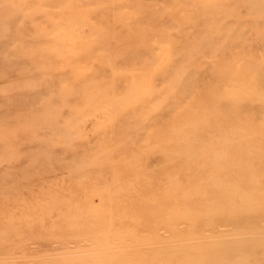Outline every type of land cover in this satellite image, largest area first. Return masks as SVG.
<instances>
[{"label":"bare ground","instance_id":"6f19581e","mask_svg":"<svg viewBox=\"0 0 264 264\" xmlns=\"http://www.w3.org/2000/svg\"><path fill=\"white\" fill-rule=\"evenodd\" d=\"M50 1H51V5L52 6L54 5L53 8L50 6L52 10L48 8ZM50 1L49 0H0V264H264V0H221L222 1V11L220 12L222 13H220V16L222 17V19L221 20L216 19L219 22H217L215 19H214L215 21H213L212 19L206 20V24H207V21L208 22L213 21L212 23L217 22L218 24L222 25V34L219 32V34L221 35L220 38H218L219 37L218 31H221V29L219 26L216 25V23L212 25L210 24L211 22L209 23V25L211 26L214 25V28L212 27L211 29H209L210 27L208 24L206 25L207 28L209 27L207 31L208 30L212 31L213 29V31H215L216 33L215 34L212 31L213 35L212 34L210 35L215 36L218 34L217 36H215L217 37L216 39H214L215 42L216 40L222 39V44H221L222 47L219 45L220 49H222V53H219L220 56L219 54H218V57L216 56L217 58L219 57L222 58V60L216 59L215 53L213 56L215 58H212V56L209 55L211 58L210 61L214 63V66L216 68L219 67L220 65V68H222L221 69L222 72L220 71L219 73L216 70L218 73L217 74H215L216 72L213 73L214 74L213 76H211L212 75L211 74L210 76H208L209 78L208 77L204 78L206 74L205 76H203L205 73L204 69L207 66H209L207 65L208 62H210L208 61L209 57L208 59L206 58L207 60L206 61L207 63L205 64L206 67L204 66V63H205L204 61H203V64H201V66L199 65L202 61H200V63L198 62L197 64H195L196 66L193 65L195 59L197 58L200 59L199 56L201 53H200L199 48H201L202 46L199 47V45L205 41L200 42V40L196 38L198 41L196 42L195 41L196 39L192 35H190V39L191 38L193 40L195 39L194 44H198L200 42V44L198 45L199 48L197 47L198 48L197 50L200 53L199 54L197 53V50H195L196 49L195 47L197 45L195 47L190 46L192 49L189 48L190 50H193V47H194L195 52H192L187 48L189 44L187 41H189V39L188 40L186 39V38H189L188 36L189 33L191 32H192L191 34L197 33L200 27H201L200 29H204L206 27L205 26L203 28L205 23L203 20H201V18H203L201 16H203L206 9L208 11L209 7L213 8L214 5H212L211 7V5H208L206 3L208 5V8H206L207 5L205 4H203L205 8H202L203 7L202 3H204V0L203 2L198 0V3L197 2L194 3L193 0H187V1H190V3L185 0L181 3L179 0H176V1L174 0L175 3H173V0H172V4H176V2L179 1L180 3L178 5L179 7L176 9L175 8L176 6L175 7L174 5L167 6L168 5L167 4L164 7H169V8L171 7L173 11L171 12V9H169V10H166L168 12L167 13L164 10L165 12L164 14L163 12H161L163 11L161 10L163 8L157 7L159 11L162 13V16L160 15V17L162 18V21L165 20L163 21V23L164 22L167 23V19L170 18L169 14L170 15L171 13L173 14L174 11L179 12V10L181 9L187 11L189 8L188 7H187L188 9L183 8V3L184 5L187 4L189 6L190 4L192 5L191 1H193L194 4L192 5L193 6L192 11H194V7H196L197 4H199L198 6L202 5L201 7L202 10L205 9L203 10L202 12L203 14H202L200 12L201 9L198 8L197 6L198 9L196 10H199L201 15L199 16L198 12H196L197 15L196 13L194 14L197 17L199 16L198 18L196 17V19H199L201 17L199 19L200 21L198 20V22L200 23V25L198 24L199 26L194 24L195 18H190L192 17L190 15L187 22H192V20L190 19H193L194 21L191 23V26L189 24L190 27L188 26V24L184 25V27L180 26V24L178 25L180 27H175L177 26L179 22L176 21L178 22L176 24L175 21H171L173 20L172 18L173 16L171 15V18L168 21L169 23L172 22L173 25L175 24V26H172L171 28L169 27L170 29L169 28L166 29L167 25L166 26L163 25L161 23L162 22L161 19H159L160 21L158 20L159 14H160V13H157L158 10L156 12L158 16H156L157 14L156 15L153 14L155 11L153 13L149 12L152 14L151 17L148 12L147 14H145L147 16L143 15V13H141L142 11L140 10L151 11L154 8L150 9L149 8L150 4L149 5L147 4L145 7L142 2L141 4L143 5L139 6L140 10H137V8L135 10L134 8L136 6L134 8L133 7L129 8L125 5L124 7L123 6L124 4L119 3L121 1H118L116 3L117 5L116 6L114 4L115 0L114 2L113 0L110 1L111 3H109V0L108 1L97 0L99 2L101 1V3L107 2L106 4L108 6L112 5V8L110 6L109 8H107V5L104 4L106 5V9H107L105 10L104 9L105 6L100 5L101 3L98 4V6L97 5L95 6V4H92V3L97 2L96 0L95 2H90L89 0L85 2L86 0L85 1L81 0L82 2H85L84 4L81 1L78 2L79 0L77 1L70 0L71 2H69V5H68L67 0H65L66 5L64 2L62 3L59 2L60 0L59 1L54 0V2L56 1L55 3L52 0ZM73 1L75 2V4L72 3ZM145 1H148V0H145ZM153 1H156V0H153ZM160 1H163V0H160ZM76 2L78 6H81V7H76L77 5ZM59 3H61L62 5L68 6L73 10L75 9L74 7H76V9L82 8L81 9L83 11L82 13L85 12L84 10L86 8H87L86 10L91 9L92 7H96L97 9L100 6H101L100 8L101 10L99 9V11L105 10V12H111L112 10H115V11H112L113 14L111 13L113 16H115L114 13L117 11H120L119 8L122 9V7H124L122 11L124 9L127 11L129 8L128 10L129 13H131L130 11H132L131 10L132 8L134 9V13L136 11L140 12L143 15L141 16V18L143 19L145 18L146 20L142 19V21H145V22L141 21L140 23L139 21L141 19L139 18V20H136L139 22L138 23V22H135L134 20L135 18L138 19V17L135 16L132 19L135 22L133 24L137 25L138 23L139 26L134 25L136 26L134 27L133 24L131 23L132 25L131 27L133 29L134 28H139V29H137V31L133 30L132 32L130 30L132 28L129 26L130 29L128 28L129 29L128 32L129 33L132 32L130 34L131 36L129 35L127 31H123V30H127V28L125 27H124L125 29L118 30L120 27L117 25L119 24L118 23L116 24V21L115 19H113V16L111 18L110 17L111 15L103 11L104 15L107 14L109 16V17L107 15L105 16V17H108L109 22H107L106 21L107 19L103 18L104 17L103 14L102 15L99 14L100 17L97 15L100 12H97L98 9L96 10L95 8L93 9L94 11L92 12L93 13L97 12L95 16L99 17V18L97 17V19H102L100 21L98 20L100 23L96 20V18L94 19V16H92V21L94 22H92L91 20H89L90 22L86 21L87 19V15H86L84 16L86 19L82 17V19L84 18L86 22H82V26H81L80 23L82 19L81 20L80 18L75 19V17L77 18V16H75L73 12H72L74 16L73 19L71 18L72 16L70 18L69 17L67 18L69 19L68 21L67 19L63 20V18L65 17L62 18L63 20L62 24H68L70 26L71 23H72L71 25H73L74 22H78V24L75 23L74 25H76L77 28L79 27L78 28L79 30L81 29V27H83V24H85L84 26L88 24L89 28H86V31L87 29H90L89 32L93 31L91 33L98 35L96 36V38L97 37L99 38L100 36L101 37L104 36L108 39L110 38L109 41L111 40V42L114 40L115 42L113 41V44L116 43L114 45L118 47V49L121 50V52L118 50V53H117L120 58H121V55H123V52H126V50L129 52H132L135 49H137V48L135 49L133 48V50L131 51L127 43L129 42V40H133V41L136 40L135 41L136 43L134 45H133V42L132 44L130 42V44L132 45V46L130 45L131 47L136 46L137 43H139V45L141 44L140 46L139 45L137 46L142 47L143 45H145V44L142 45V43L148 42L150 39L149 37L152 38V35L150 33H153L154 31H151V30L155 29V32L157 33H154V34H158L159 32L164 31L163 33H160L162 34V36L163 34L169 33L167 35L169 40H170V37L172 36L175 38L176 36H178L179 38L181 37L180 34H182L183 38L181 37V39H179L181 42L183 41L182 39H184L186 35L184 32L188 33L190 31L186 35L188 37L185 38L187 40L185 42L188 43L187 46L185 43V46L182 47L181 44L180 45L178 44L180 42L178 38L176 39L178 40V42L176 40L173 41L174 40L173 37L171 38L174 44L171 43V40L169 44L171 43V45L175 47L177 45L176 48L171 47V53H173L176 50L175 52L177 53L178 57L182 56L183 51L187 53V50L188 52H192V54L196 53L194 57H192L193 55H190L188 53L191 56V59H190L191 61L188 60V58H186V60H188V65H191L190 63L192 62V59L194 58L192 62V66H194L193 68L195 69L199 67V69L201 70L203 69L202 68V65H203L204 69L202 71L204 73L202 72L203 73L202 74L201 71H199L200 73L198 71L196 72L199 75L202 74L201 78H203V80L208 79V83L204 84L203 86L201 83L197 82L200 80H198L197 77L194 78L195 77L194 74H192L194 77L192 75L188 77L186 76L187 74H184L186 77H182L184 70L186 71V69H188L186 67L187 62L184 61L185 64L184 62H182L184 64L182 65V67L184 66V70H183L180 64H177L178 63L177 60L179 58L175 60V58H177V56L174 57L176 55L175 52L172 56L170 55L171 58L174 57V62L169 63V65L166 64L168 69L166 68V66L163 68L164 66L163 62H165L163 61V58H162V61L160 60L162 62L161 63L162 67L161 65L160 66L158 65L159 67H161V69L158 66L157 67L159 68L160 73H162L160 74L161 77L159 76L160 78H156L154 75H152V73H154L155 71L154 70L153 72H151L150 76L152 75V78L155 77L154 78L155 80L149 77L150 78L149 82H151V79H152L151 85L153 84L155 86L158 81L160 82L161 79L168 80V77L171 79L172 76L170 77L169 74L173 75V72H174V75H175L177 66H175V68L173 67L174 65L177 64L179 69L181 68L183 71L180 72L181 69L178 70V72L182 73L180 76L177 75L180 73L176 72V75L178 76V79L176 78L177 79L176 81L180 80V77L182 79L183 78L191 79L193 77V79H197V81L196 80L195 81L198 84H201L204 87V89L205 90L207 89V90L205 91L203 87H202L203 90L200 89L199 87H201V85L200 86L196 85L195 82H192L193 80L192 81L189 80L191 81L190 84L196 85L198 87L196 86H195L196 88L192 87L193 85H188L189 84L188 81H187L188 83L187 82L185 83V81L181 80L182 83H185V85L187 84L189 86L187 87V85L186 86L182 85V83L178 81L181 84V86L185 88L184 89L185 91H183V88L181 87L179 89L180 84H178V82L175 83L176 82L175 81L174 83H171L170 81L172 79L167 81V83H164L165 85L163 84L162 81L164 82L166 81L161 80V83H162L161 85L163 86H161L160 84L158 85H160L161 87L155 86L157 87V90L160 96L157 92H153L154 89H152L153 87L152 85L151 89L153 93H151V91L149 90L150 89L149 87H148L149 89L145 88L146 90L145 89L144 90L145 91L148 90V93L149 92L150 93L147 95L146 94L144 95V93L143 94L141 93L143 96L139 94L142 96V98L140 96V99H143V100H140L138 98L139 101L141 102H138V100L131 101V99L128 98V97L131 98V96L125 94L126 92H124V91L128 92L130 90L129 87L123 86L124 93L121 92L122 90L117 89V92L119 93L120 96L117 95L118 94L117 92L114 94V91H116L114 87H112L114 88L112 90H110L111 88L109 89V92L111 91V93H109L107 89H105V88L111 87V82L106 81L109 78L103 81L102 80L103 77L99 75L100 77H102L101 80L99 81L98 79L100 77L97 75L96 68L98 70H103V72L105 71L104 72L105 74L103 75L105 76V78L107 77L109 73H111L109 74L111 76L109 80L114 79L113 82L114 81L116 82L115 78L112 76H114L115 74H116L115 76H118L117 75L118 73H115L114 75H112L111 70H112L113 63L117 62L115 63L116 66L125 67L126 65L124 64V62L127 59L126 57H130V55L134 52L128 53V54L126 52L125 55L122 56V58L124 59L123 61L120 58H117L118 56L115 54L117 57H115V55L114 57H115V60L117 61L114 60L112 65L110 64L111 66L107 65V62L105 61L107 58L106 59L104 58L105 60H103V54L102 55L100 54V57H101L100 59L99 56L98 57L94 56L96 55V52H95V54L93 55L95 57L94 59L95 61L94 60L91 61L93 65L89 62L90 61L89 59H88L89 61L86 60L89 62V63L86 62L88 65L87 64L85 65V61L83 59L82 60L84 63L81 61L82 62L81 64L79 61L80 63L79 65L78 62L75 63L76 56L79 55L78 52H76L77 55H75L71 59V56L75 52L71 54L68 53L69 55L68 56L66 55L67 53L65 54L63 51L58 49L59 51L58 50L57 51L59 52L58 54L60 57H63V58L65 56L70 57L71 63L70 61H67V62H69L68 64L75 66L73 67L70 65L72 69L76 68V65L78 68L80 66H85V67L90 66V69H91V66H92V69L93 68L95 69V70H92V72L96 73L94 75L95 78L97 76L99 77V78L97 77V81L96 79L93 78V76L91 75L89 76V73L91 71L89 70L87 74L89 77H92V80L94 79L95 82L94 80L92 81L94 83L88 82L87 80L89 79V77L87 76V74H85L84 75V77L86 76L85 83L88 82V85H89V83L95 84L96 82L98 83L101 82L100 85L102 86L104 82H107L106 83L107 85L104 84V86H106L105 88L104 86L101 87V86H98L97 84L93 85V87L91 85L90 86L93 89L95 88V90L97 88V90H99L100 93H104L106 96L108 93L110 95L108 97H110L111 102L113 99L115 101V99L119 97L120 99L119 101L118 99H116L117 103L118 102L123 103L122 105H125V106L128 104L126 107L128 109L126 111H125L126 108L124 109V112H123V109H121L122 112L118 111V114H117L118 117L117 115L113 114L114 117L118 118V119L115 118V120H114V117L113 119H110L109 117L111 116V113L113 112L116 114L117 113L116 111L120 110V108H118L115 111L114 110L115 105H114L112 108L113 109L112 111L111 108L110 109L107 108L109 106L107 107L105 106L106 108L102 107L103 109H105V111L107 110L112 111V112L109 111L111 113H109V116H108L106 115L108 114V112L103 113L104 111H102L101 107H99L100 110L102 111L101 114H105L104 119H106V117L108 116V118L111 120V121L109 120L110 123L108 121H107L108 123H106L103 120V123L104 122L106 123L107 125L106 127L108 129H106L105 125L102 126V124H96V122L99 121L97 119H96L97 121L93 120V121H96L95 123H92V124L90 123L91 126L90 128H88V131L86 130L87 128L84 130L80 129L82 128L83 125L81 127H79L80 126L79 125L78 126L79 128L76 127L78 124L76 125L74 121L72 125L74 124L76 125L75 129L74 127H72V125L66 126V119L70 117L69 115H72L73 117V115H75L76 113L77 114L79 113V112H76L77 109L79 111V102L81 104V102L83 101L81 99H83L86 95H83L84 97L82 96L83 91L80 90V87H79L80 85H78L79 81H80L79 82L80 84H81V81H83V77L81 80L80 79L81 76L79 74L78 76L79 78H76V80H79V79L80 80L77 82L74 80L75 78L73 79V77L70 76L72 74L67 73L69 70H71V68L69 65L63 64L64 62L66 63V61H63L66 59V57L65 59H61L58 56V54L56 55L57 56L56 59L60 58L61 63L59 62L60 59L58 60L52 59L53 58L52 56H54L57 53V51H51V47H53V44L50 40L46 39V37L48 36H46L47 26H45V23L46 22L48 23L55 18H56L55 20L59 21L60 17L59 19L57 17L59 13L57 14L56 12H60L61 10L64 9L66 10V13H68L67 11L71 10L68 7L62 8L64 6L60 5ZM71 3L73 7L71 6ZM85 4H89L91 8L88 5H87L88 7H86ZM135 4L137 5L138 3L136 2L134 3V5ZM82 5L84 7H82ZM180 5L182 6V8L180 7ZM45 6L50 11H55V14H53L54 12L52 13L54 17L52 15L49 16L51 17L52 20H48L47 18H45V16H48L47 14L44 13L46 12V9L44 11ZM59 6H62L61 7L62 9L59 8ZM147 6H149L148 7L149 10ZM55 7H58V9L60 10H57ZM116 8L118 9L116 10ZM81 10H79L78 12L80 13ZM209 10L210 12H208V15L211 14L212 9H209ZM48 11L46 13H48ZM128 11L126 13H128ZM213 11H216V10L214 9ZM64 12L61 11L62 15L60 13V16H66ZM138 12H137V15L139 14ZM176 12H175V15L177 14ZM215 13L216 12H214V14ZM31 14H34L32 15L34 17H32ZM214 14L213 15L211 14V15L214 16ZM163 15L166 16V18H163L164 17ZM212 16L210 18H212ZM147 17H149V19L151 20L150 21L151 24L149 23V21H147L149 20L147 19ZM153 17H156V18L158 17V18L157 20H154ZM109 18H111L112 21L114 20L113 24L115 23L116 24L115 26L112 24ZM103 19H106V20H104L103 22ZM121 19H123V15ZM177 19L178 18H176L175 20ZM221 21L222 23H220ZM52 22L57 23V21L56 22L52 21ZM96 22H97L98 27H101V26L103 27L107 24L105 27H103V29H106V31L108 30L107 32L108 34L105 33L107 34L108 37L105 35H101L102 34L101 31L103 30L102 28H101L102 29L101 31L99 30L95 31V29H93L94 27H92L91 25H93L92 23H95L94 25H96ZM159 22L162 24V27L165 26V29L166 30L169 29L170 32L162 28L161 25H159ZM201 22H203L202 25H201ZM103 23L105 25H102ZM108 23H110L112 27L114 28L117 26L116 28L118 32H121V34H119L121 36H124L125 35L124 33L127 32L126 36L129 35L127 37L129 39L127 40L122 37V39L125 40V41L123 40L122 42L121 41L122 39L120 40L119 38L121 36H119L117 37V40H116V37H114V35L118 36V33H116L117 30L115 28L116 32H113L115 31L114 28L110 27V24ZM142 23H144L143 24L144 26H142L143 29L146 28V31H148V32L145 31V35H144V30L140 29L141 27L140 25H142ZM152 24H155V25H152ZM55 25L54 26L51 25V26L54 28ZM147 25H151L152 29H149L150 27ZM158 25L161 28L159 27L158 29ZM194 25L195 27L193 28L192 26ZM66 26L67 25H65L64 26L65 28H63L64 30H66L64 31L65 37L73 29L72 28L73 26H70L71 27L70 29L69 27L66 28ZM152 26L154 27V29ZM106 27L107 28L109 27L110 29L109 28L107 29ZM173 27L174 29L176 28L174 32H177V29L179 30L181 29V27L183 28L182 30L178 31L179 33L176 34L174 32H171L173 31ZM186 27H188V29ZM77 28H75L74 26L73 30H77ZM195 28H198V30L197 29L195 30ZM216 28L219 30H217ZM67 29L69 30V32ZM157 29L158 30L162 29V31L158 32ZM193 29L195 30V32H193L194 31ZM110 30L112 31L111 34H109ZM140 30H142L143 32L142 34L144 36V38L143 37L142 38L145 40V42L143 40V42L141 43L139 42L140 39L142 40L141 37L139 39V35L141 36ZM86 31L84 32L82 28L83 33L81 32V30L79 32V33H82L81 35L78 32L76 33H78L77 35H80V36L84 35L88 37V34H87L88 31L87 32ZM202 31L204 30H201L200 32ZM60 32L59 34L63 35L62 30ZM73 32L75 33V31ZM136 32L138 33V35ZM200 32L197 33V35L195 34L193 35L198 37V34H202ZM170 33L172 34L170 35ZM203 33L205 34V32ZM133 34L138 37V40L136 39L137 37L135 38ZM147 34L150 36H146ZM204 34H202L204 37L200 35V37L198 38L202 37L203 39L207 36L208 33L206 35ZM69 36H72V35L69 34L67 37ZM111 36L113 37V39ZM130 37L132 38L130 39ZM158 37H161V36L159 35ZM90 39L93 40L95 39V37L90 38ZM90 39H88V41L85 39V41H87L89 44L87 42L84 44V40L82 41L81 44H83L84 46L86 44L91 46L93 42L94 43L101 42L100 41L101 39L100 40L97 39L95 41L93 40V42ZM162 39L165 40V37L161 38L160 40ZM207 39H206V42L209 41ZM193 40H190L189 42L191 41L194 42ZM210 40L212 41V39ZM103 41L101 42V46H102ZM106 41L108 42L107 39ZM116 41L117 42L119 41L118 44ZM49 42H51V44ZM63 42L65 43V46L66 45L68 46L67 43L69 42L66 43L65 40H63ZM74 42L69 43L70 44V46H68L69 49L71 47V44ZM212 42L210 43L212 44L211 49H214L213 48L215 47L213 45L214 42L213 43ZM220 42L221 41L219 40L215 44H218V43L220 44ZM119 43H120V48H119ZM123 43L125 45L127 44L128 47L122 48V46L124 45ZM81 44L80 46H78L79 44L78 45L74 44L72 45V47L74 46L73 49H75V47H78V48L80 47V49H83ZM113 44L109 43V46L113 48L114 53H116L115 51H117V49L113 47L114 46ZM146 44L147 45H145L144 48H148L147 46L148 44H150V42ZM194 44H191V45H194ZM207 44L210 45L209 42L206 43L204 47L206 50H208V48H206V46H208ZM201 45H203V43ZM45 46L49 47L47 50L51 51L49 52L51 55L48 53V59L50 57L52 60L50 59L48 60L46 58L47 57L46 53L48 51L46 50ZM54 46L56 48V45ZM61 46H62V43H61ZM178 46L180 48L182 47L181 51H177ZM149 47H152V45L151 46L149 45ZM157 47H158L157 45L155 48L152 47L153 50H150V52L152 51L155 52ZM184 47H186L187 50H185ZM89 48L90 47L87 46L88 50ZM66 49L64 50L66 51ZM139 49L140 48H138L137 51L135 50V52L141 51L142 53L143 48L140 50ZM169 49L170 47L168 48V50ZM110 51H112V49ZM210 51L208 50V54H211ZM213 51L215 52V50H212V52ZM53 52L55 53L54 55H52ZM119 52L122 54L120 55ZM148 52H149L148 49H147V52H145L144 50V55L146 54V56L148 55L149 57L142 56L143 55L142 54L138 58L139 61H140V57H143L144 58L143 62L145 63L147 61L146 60L147 58L153 59L156 57V56L154 57V54L155 55L158 54V56L160 54L159 47L157 48V53L152 52V54H150L152 55V57L148 54ZM178 52L179 53L182 52V54L179 55ZM141 53H139V55ZM168 53H170V51L167 52V54ZM203 53L204 54L206 53V55L204 56H207V52H203ZM104 54H105L104 56L109 54L110 56H107L108 58L113 55V53L112 54L104 53ZM197 54L199 55L198 57H197ZM135 55L137 56V54ZM131 56H133V58L131 59V62H129L130 59L129 61L127 59L126 63L132 65V67L129 65L132 69H134L133 67H135V69L136 67L139 69V67L143 65H144L143 68L145 66L147 67L148 65H145V64L147 63L150 64V62L152 61V59L151 60L148 59L149 62H146L145 64L141 62L139 64V61L136 58V56L134 55H131ZM170 56H168L167 58L168 62L172 60V59L169 60ZM185 56H187V54H185ZM204 56L201 55V57H204ZM98 58L100 60L105 61L106 63H103V61L101 62L100 60H98ZM134 58L135 60H133ZM182 58H184V56H182ZM46 59L49 62L53 61L50 63L53 64L52 66H55V67L57 66L56 67L57 69L55 70L61 69L63 65L68 66L70 68V69L68 68L69 70L66 67H64L67 69V71L64 69L66 74L61 73V71L63 70H60L59 72L61 73L60 75L62 77L64 74L65 76L71 77L72 78V79L70 78L71 81H69L70 79L68 77L69 82L72 83V80L77 82V84L74 81H73L74 83H72V85H74L75 88L74 86L72 87V85L69 82H67L68 88L65 87L64 89V86L66 85L65 84L66 82L64 80H67V79L63 77L62 80L64 81V83L63 81L61 83L60 82L61 79H59L60 80L59 81L58 78H56L57 76H55V74L58 71H55V70L52 71L55 67L53 69L50 68L52 66L47 65L48 62L46 61ZM73 59L74 61H72ZM77 59L79 60L81 58H77ZM96 60H98L97 62L101 64L102 69H99V67L101 66H98V63L96 62ZM213 60H215L216 64ZM154 61L157 62V59ZM197 61L198 59L196 60V62ZM72 62L75 64H73ZM94 62L96 63L95 64L96 66L94 65ZM109 62H111V58L109 59ZM102 63L105 65V67H103L104 65ZM133 63L136 64V66H134ZM152 63L154 62H151V64ZM212 63H209V64H212ZM59 64L62 65V67L58 68L60 66ZM128 64H127V67L129 68ZM170 64H173L171 65V68L173 69H170L169 67ZM137 65H140V66L138 67ZM212 66L210 67L211 70H212ZM47 67H49L48 68L49 70H47ZM106 67L107 68L110 67L108 69L110 71H108ZM191 67L189 66L188 70L195 72V70L192 69ZM140 69H142V67H140ZM169 69L170 71L172 70L173 72L171 71V73L169 72L168 74L167 71H169ZM208 69L206 70L207 72H208ZM210 69H209V72L211 71ZM127 70L129 71L130 68ZM127 70H125L126 73H127ZM214 70L215 69H213V71ZM50 71L52 73L55 72V74L49 75ZM194 72H191V73H194ZM47 73L50 78L51 76L52 78L53 76H55L54 77V80H56L55 82H58L57 83L58 85L59 83H61L60 88L58 85L56 86V84H54L55 82L53 83L54 80H52L51 82V80L48 77H46ZM186 73H189V72L187 71ZM240 73L242 74L244 73L245 75L243 76L244 79L250 80L251 84L248 88L242 87L243 85H241L240 83ZM122 74H124V76H127L125 75V73H121L120 75ZM127 74L131 75L130 76L131 79L135 78L134 80L138 81L139 79V78L137 79L138 76L132 77V74H129V72ZM154 74H156V72ZM60 75H58L59 78H61ZM74 75H77V74L73 73V76ZM166 75H169V76L166 77ZM176 75L175 77H177ZM127 77L129 78V76ZM198 77L200 79V76ZM47 78L50 80V83H53V85H51L50 83H49L50 85L48 84L49 81L47 82L48 80ZM124 78L126 79V77ZM116 79H118V77ZM125 79L122 78V81L124 80L125 82ZM131 79H130V82L128 81L129 79L127 80L129 83L127 82L125 83H127V85H129L130 83L132 84L131 81L133 80ZM174 80L175 79L173 78V81ZM135 81H133V86L131 84L129 86L130 87L132 86V88L134 87V85L137 86L138 84L136 83L134 84ZM113 82H112V85H113ZM168 82L169 84H173V86L174 84H176V86L174 87H177L179 85L178 89L180 90V92H177V89H172V92L174 90L176 94H181L182 92L185 94L188 89H192V88L193 90L194 89L197 90V88L198 90L199 89L202 90L199 92L200 94L202 93L201 98H200V94H198V91H197V95H199L197 97L200 98L198 100L202 101V102H199L197 100L198 104H195L196 102L193 103L195 101L194 100L195 96L193 95L196 91L195 92L189 91L190 94L191 92H193L192 96L186 93V95L189 96L190 101L192 97V101H193L192 103L195 106L199 105L200 108H201V103L202 105L205 103V102L203 103L202 98L205 97V95H206L205 98H207V96L209 95L210 96L212 95V98H213L212 102L211 101L206 102L207 105L205 104V107L203 106L201 110L200 108L197 110L198 107L197 106H196L197 108L194 107L193 104H191L192 109H190V107L188 106L187 108L185 107V105L183 106V104H185L184 103L185 101H183L182 99H179L181 95L178 98L177 96L179 95H174L175 93L172 95V92H171L172 97H175V96L177 97L173 99L174 101L175 99L176 101L177 100L183 101V102H180V101L177 102L178 104L183 103V104H179L178 107L179 106L181 107L182 105V107H185L186 109L188 108L190 109V111L186 110L187 112H184L182 110L184 113H191L193 112V109L194 110L196 109L198 112V115L200 116L201 111L204 110L203 111V114H204L206 113L205 110L209 109L207 110V113L210 112L209 121L208 120H203V122L201 121L203 117L204 119H207L205 118L207 113L203 116L201 115L202 118H198L199 116L196 115L198 120L201 119L200 121L202 122V124L207 123L208 127L212 130H215L213 128L217 125V123L215 126L213 125L214 127H212V125H210V124H213V122L211 123V120L214 121V123L216 122L215 120H217L218 122V125L216 126V129H218L217 133L219 135V138H216V139L218 140L214 141L215 139L214 137L212 141L211 140L212 137L210 136L211 141L208 139H205V140L196 142V144L198 145L207 144L208 146V148L206 146L205 147L203 146V149H201V151L203 150L202 155H199L201 154V151H199L201 147H199L198 150L195 149L194 143L193 144L186 143V145L189 144L187 145L186 148H184L185 146L183 147L178 146L180 144H183L181 142L173 143L174 144V146L172 145L173 149L170 148L169 153L171 151V153L174 152V153H177L178 155H171V156H167L163 154L160 155L161 152L160 153L157 152L159 148L156 147L155 143L153 144L150 143L151 146L153 145L152 148H149L150 145H148L146 149L138 148V144L140 141V140L138 141V139L142 140L143 138L144 140V137H145L144 135H147V137L150 138L148 134H150L151 132H154L153 126H155L154 127L155 133L157 130L159 131L161 128L160 131L162 134L163 124L165 125L169 124L168 126L172 125L170 123L175 119L174 116L177 114V113L174 114L175 112H173L174 115L172 114L173 109L176 110V112L178 111V114L182 112L180 111L179 108L178 110L177 108L175 109L174 106L176 105H174L172 106L173 109H170L173 117L171 116V114H170L171 117H168L170 111L167 112L165 110L167 108V105L165 104L174 103L173 100L171 99V96L170 97L168 96V98L171 99L172 103L169 102V99L165 95V99L166 100L168 99L167 100L168 103L166 102L163 105L160 104L161 107L159 106V102H161L162 99L159 100L158 98L164 97V96L163 97L161 96L160 91L161 90L163 91L164 86L166 85L168 86V87H165L167 89L169 87L171 88L172 86V85L169 86ZM200 82H202V79ZM206 82H203V83H206ZM82 83H84V81ZM68 84L69 86L71 85L70 87L73 88L72 89V91H74L73 93L72 91H69L70 89H69ZM118 84L119 86H117ZM54 85L55 87H57V89L58 88L59 89L55 90L56 88L53 87ZM76 85H78L79 89H76L77 88ZM114 85H116L115 87H118V88L120 87L122 89L123 88L122 85L124 84L123 82L117 81L116 83H114ZM206 85H208V87L205 88ZM46 87L51 89L50 94H49V91L47 93L46 89L48 88ZM98 87L100 89H98ZM158 88L159 89L162 88V89L159 90ZM52 89L54 90L52 91ZM75 89L78 91H76ZM79 90H80L82 97L79 95L80 93L78 94L76 93V92H79ZM140 90H143L142 87L141 89L137 90V92L139 93L142 92ZM157 90L155 88L154 91H157ZM68 91L69 93L71 92V95H70L71 97L75 95L76 93L78 95V98L75 97L77 95L73 96L72 99H70L71 97L69 98L68 96L69 100H67L66 98L68 95ZM130 91L128 92L129 94L134 93ZM204 91H205V94L203 93ZM64 92H66L67 95ZM99 92L97 91L96 93L100 94ZM167 92L169 94L170 89H168ZM207 92L210 94H208ZM112 93L113 95H111ZM123 94H125V96ZM155 94L158 97L157 99L155 97L156 96ZM116 95L117 97H115ZM148 95L151 96V98ZM122 96L125 99H123ZM185 96H183V98L187 100L186 98L187 96L186 97ZM126 98L128 99L126 100ZM144 99L146 101H144ZM121 100L123 102H120ZM129 100L131 104L128 102ZM147 100L150 102H152L151 100H154V101L159 100L158 103L156 104H158L159 108L161 109H164L165 107L163 106H166V108L162 112L163 113L162 115L164 116V118L162 115L160 117V118H163L162 120L158 118V116H160L158 114L161 112V110L159 109V112H158L156 109L157 106L152 105L155 103H149ZM132 102H133V105H132ZM92 103H94V101ZM208 103H209V106H208ZM111 104L112 103L109 104L110 107H111ZM170 104L168 105L167 109H169ZM136 105H138L139 108H137L138 106ZM188 105H190V103ZM131 106L134 109H132ZM144 106H147V109L151 111L150 113L152 114L147 113L148 116H146L145 114L148 110L146 111L145 109L146 107ZM140 107L141 108L144 107L145 110L142 111ZM153 108H155L154 109L155 111L152 110ZM129 109L130 110L132 109L134 112L131 110L132 112L131 113ZM138 109H140V111ZM137 110L140 113L141 111L143 112V114L145 113L144 114L145 117L143 115L142 117H144L145 119L149 118L146 120L147 123L152 117L151 119L153 120V122L151 121L148 123V125H150L149 127L152 128L151 132H148L151 129H149L148 131L143 130L144 129L143 127H146V126L145 124L141 126V124L145 120L144 118L140 116L141 114H139ZM70 111H72V113ZM152 111L154 112L157 111V112L154 115L153 114L154 112ZM92 112L89 115L92 114L93 116V114H97L100 111L98 112L95 111V113H92ZM164 112L168 114V116L166 117L167 118L166 121L164 120L165 119ZM197 112L194 113L193 115L197 114ZM121 113L123 114L121 115ZM133 113L139 114V115L137 114L136 116L134 115L138 120L134 118L135 122H132L131 124V121H129V123L127 124V120H129L128 119L129 115L132 116V117L130 116L129 118L134 117ZM101 114L99 116H102ZM124 114H125V117H124ZM182 114H179L178 116L182 118L181 116ZM89 115L87 116L90 117ZM98 115H97V118L99 117ZM152 115H154V118L156 117L155 119H157L158 121H155ZM138 116H140L139 117L140 119L142 118L141 120L143 122L139 120ZM178 116L176 117V120L174 122L177 121ZM80 117L79 119H76V120H80V119L84 120V117L86 116H83V118L82 116ZM93 117L96 118L95 115ZM172 118L174 119L172 120ZM185 118L189 120L191 119L192 122H194V124H197L200 129L201 126L199 125V123L195 122L196 120L195 116H192L191 118L189 117H185ZM87 119L89 120V118ZM168 119L169 121L171 119V121L168 122L167 121ZM121 120L122 121L125 120V122L122 123ZM191 120L190 122L188 121L189 124L192 123ZM100 121L102 120L100 119ZM138 121L140 125L137 127L138 123L136 122ZM159 121L160 123H158ZM161 121L164 123H161ZM180 121L179 122L177 121V123H180ZM86 122L87 121H85V123ZM155 122H157L158 125H156ZM174 122L172 123L174 124V127H176ZM188 122L187 121L185 122L186 127L188 125ZM76 123H79V122L76 121ZM82 123L84 124V122ZM133 123L134 124L136 123L135 124L136 126H134ZM152 123H154L155 125L154 124L152 125ZM94 124L95 126L101 125L97 127L99 129H97V131L95 132L93 131V127H94V130H96L95 126H93ZM108 124H110V126ZM122 124H123V127H122ZM119 125H121V127L124 128V130L120 129V131H125L126 130L125 127L128 128V130H126L125 132L126 134L127 133L130 134L129 129L131 130L133 129V127L135 131L132 130L131 132L134 134L136 132H141L142 130L143 132H145V133L142 132L144 134L142 136L144 137L139 138L138 136H141V135L132 134L133 137L129 139L128 137H131V135H128L127 141L130 140L129 141L130 143L128 142V144L130 145H128L126 144L127 138L125 137L126 136L125 133L118 132L119 130L118 128H120ZM183 125H179V128L181 126L185 128V125L184 126ZM157 126H158V129H157ZM190 126H192V124L189 125L187 128L190 129L189 128ZM100 127H101V130H100ZM102 127H105L103 128L104 130L102 129ZM111 127H114V128L112 129ZM135 127L138 128L139 130L136 129ZM77 128L79 129V131L77 130ZM170 128H173V125L170 126ZM184 128H183V131L187 130L186 131L187 133L189 130L186 128H185L186 130H184ZM66 129L72 135L70 136L68 133L69 136L68 135L67 136L69 138L71 137L69 141L66 135H65L66 138L63 137L64 138L63 140L67 139L66 141H68V143L64 145V144L59 143L58 136H59V133L63 134L64 133L63 131H65V134H66V131H67ZM147 129L148 128H146L145 130ZM85 130L87 132H89V130L92 131L93 136L88 134L90 135L88 136L89 137L88 138L87 135L86 136L81 135L80 133L82 132L84 133ZM177 130L178 129H176V131ZM100 131H101V134H100ZM108 131L110 132L109 136L112 139V144L110 142L111 140L109 136L108 138L103 137V136L107 137V135L109 134ZM191 131H192V128L190 129L189 133ZM106 132H107V135H106ZM198 132L199 131H197V133ZM191 133L193 134V132ZM101 135L103 137V141H101L102 140L101 139L100 140L101 143H100L98 138L101 137ZM114 135L116 137L119 136L118 139L120 140H118ZM156 135L157 133L153 135L152 138L153 137L155 138ZM91 136L92 138L95 137L97 140L94 138L91 140ZM123 136L124 138H122ZM135 136H137L136 142L135 141L131 142L132 139L134 140L136 139ZM187 136L189 135L187 134ZM187 136H183V139L184 137H187ZM161 137L166 138L167 135L166 136L163 135ZM172 137H175V136L173 135ZM113 138L120 141V142L117 141V143L123 146L122 147L118 146V144ZM189 138L191 137L189 136ZM169 139L171 140V142L172 140L176 141V139H173V138L172 139L169 138ZM154 141H156V139ZM193 141L191 140V142ZM159 143H158V146H159ZM98 144L100 146H97ZM191 144L193 145V147H188ZM167 145L168 144H166V147ZM130 146H133V147H130ZM139 147H141V141H140ZM161 147H162V144H161ZM127 150L129 151L130 155L127 154L128 152L127 153L125 152ZM144 150L149 152V154L147 152L145 154ZM113 151L115 152L117 151L119 152V154L120 152L124 151L125 152L124 154H127V155H124V154L115 155L116 153L113 155L112 154ZM138 151H139V155H137ZM161 151H162V148H161ZM97 152H102V153L108 152V155L92 154V153H97ZM110 152H111V155L109 154ZM152 152H155V155L151 154ZM179 153H182V154H179ZM195 153H199V154H195ZM133 155H137V156H133Z\"/></svg>","mask_w":264,"mask_h":264},{"label":"rangeland","instance_id":"374dc122","mask_svg":"<svg viewBox=\"0 0 264 264\" xmlns=\"http://www.w3.org/2000/svg\"><path fill=\"white\" fill-rule=\"evenodd\" d=\"M49 1H50V0H49ZM52 1L54 2V0H52ZM57 1H59V0H57ZM74 1H75V0H74ZM74 1L72 2L73 4H75ZM76 1H77V0H76ZM80 1H81V0H79L78 2H80ZM84 1H85V0H84ZM89 1H90V2H95V0H93V1H92V0H89ZM96 1H97V0H96ZM101 1H102V0H101ZM101 1H100V2L97 1V2H99V3L95 2V3H92V4H95V6H96V5L98 6V4L101 3ZM106 1H108V0H106ZM110 1H112V0H109V3H111ZM118 1H121V2H119V3H120V4H121V3L124 4V5H123L124 7H125V5H126L127 7H129V8H131V7L134 8V7L136 6V7L134 8L135 10H136V8H137V10H140V9H139V6H141V5H143V4H144L145 7H146L147 4H148V5L150 4V7L147 6V8H148V7H149L150 9H151V8H154L155 10H154V9H152L151 11L140 10V11H142L141 13H143V15H145V14H147V12H148V13H149V12L153 13V12L155 11L153 14L156 15L157 13H160V14H159V18H158V17H157V18H158V20L161 19V21H162V18L160 17V15L162 16V13H161V12H163V14H164L165 12H167L166 10H169V9H171V12L173 11V9H172L171 7L169 8V7H164V6H166L167 4H168L167 6L174 5V7L176 6L175 8L177 9V8L179 7L178 5H179L181 2H183L184 0H179L180 3H179V1H177V2H178V4H177V2H176L177 5H176V4H172V0H168V1H167V0H163V1H160V0H156V1L150 0L151 2H150L149 0H148L149 2H148V1H145V0H143L144 2H143L142 0H117V1L115 0V3H114V4L116 5V3H117ZM164 1H165V2H164ZM170 1H171V2H170ZM175 1H176V0H175ZM185 1H187V0H185ZM193 1H194V3H195V2L198 3V0H197V1H196V0H193ZM193 1H191V2H192V5L194 4ZM200 1L203 2V0H200ZM200 1H199V2H200ZM45 2H46V1H45ZM55 2H56V1H55ZM55 2H54V3H55ZM59 2H61V3L64 2V3H65L66 1H65V0L61 1V0H60ZM67 2H68V5H69V2H71V1H70V0H67ZM81 2H82V1H81ZM85 2H87V0H86ZM85 2H82V3L84 4ZM90 2H89V3H90ZM104 2H105V1H104ZM113 2H114V0H113ZM136 2H137L138 4H137V5H136V4L134 5V3H136ZM141 2H142L143 4H141ZM147 2H148V3H147ZM168 2L171 3V4H169ZM187 2L190 3V1H187ZM61 3H59V4L62 5ZM72 3H71V6H72ZM106 3H107V2H106ZM106 3H101V4H100V5H102V6H105V7H104L105 10H107V9H106V5H107ZM119 3H118V4H119ZM151 3H152V4H151ZM173 3H175L174 0H173ZM206 3H207L208 5H211V7H212V5H214L213 8H214L216 11H213L214 9L209 7V9H212V11H211V14H212V15L214 14V12H216V13L214 14V16H212L211 14L208 15V12H210L209 9H208V11H207V9H206V11H205V13H207V14H205V13L203 14V13H202L203 10H205V9L202 10L201 7H202L203 4L207 5ZM48 4H49V3H48ZM48 4H47V5H48ZM56 4H57V3H56ZM59 4H58V5H59ZM76 4H77V2H76ZM104 4H106V5H104ZM200 4H201V3H200ZM65 5H66V3H65ZM65 5H62V6H64V7L59 6V8H61V7H62V8L68 7V6H65ZM85 5H86V7H88V6L90 7L89 4H85ZM87 5H88V6H87ZM100 5H99V6H100ZM128 5H129V6H128ZM186 5H187V4H186ZM186 5H184V3H183V8H185V9H186L187 7L189 8V9L187 8V9H188L187 11L181 9L182 6L180 5L181 8H179V9H181V10H179V12L174 11L173 14L171 13V15L173 16V17H172L173 20H171V21H175L176 24L179 22V23L177 24V26H175V24L173 25L172 22H171L172 24L169 23L168 20L171 18V15H170V14H169V17H170V18L167 16V17L169 18V19H167V23H168L169 25H168L166 22H164V23H166V24L163 23V21H165V20H163V21L161 22L163 25H165V26L167 25L166 29L169 28V27L171 28L172 26H175V27L183 26V27H184V25H187V24H188V26H189V24H190V26H191V23L194 22V21H195V22H194L195 25H198V24L200 25V23L198 22V20H199L201 17H203V18H201V20H203L204 23H205V25L203 26V28H204L207 24L209 25L210 22H211V23H210L211 25L216 23V25L219 26L220 29H221V31H218V34H219V32L222 34V25H220V24L217 23V22H219V21H217V20H221V19H222V17L220 16V13H222V12H220V11H222V1H221V0H211V1H209V0H204V3H202L201 6H198L199 4H197L198 8L201 9L200 12L203 14V16H201L199 19H196L197 16L194 15L196 12H198V15H199V16L201 15L200 12H199V10H196V9H198L197 6H196V4H195L196 7H194V11H195V12L192 11L193 6H192L191 4H190V5H191L192 7L189 5L191 8H190L188 5H187V6H186ZM208 5H207L206 8H208ZM50 6H51L52 8H53V6H54V5H53V6L51 5V1H50V4H49V7H48V8H50V10H52V8H51ZM55 6H56V5H55ZM109 6H110V5H109ZM109 6L107 5V8H109ZM116 6H117V5H116ZM116 6H115V7H116ZM118 6H119V5H118ZM121 6H122V5H121ZM144 6H143V8H144ZM185 6H186V7H185ZM215 6H216V7H215ZM72 7H73V6H72ZM76 7H81V6H78V4H77ZM76 7H74V8H75L74 10L71 9L70 7H68V8L71 9V10H70L71 12H70V11H67L68 13H66V10H64V9L61 10L62 12L65 11L64 13H65L66 16H60L61 11H60V12H56L57 14L59 13V14L57 15L58 19H59V17H60V19H59V21H58V20H55L56 18L52 20L51 17H49V16H51V15L53 16V14H55V11H50V10L47 9V7L45 6L44 11H45V9H46V12L49 10L48 13L44 12L45 14L48 15V16H45V18H47L48 20H52V21H54V22L57 21V23H53L52 21L48 22L49 25H50V23H51V25H53V26H54L55 24H57V25H55L54 28H53L51 25H50V27H49V25H48L47 22H46L47 25H46V23H45V26H47V28H46V30H47V31H46V32H47L46 36L49 37V38L46 37V39L50 40V41L52 42V44H53V47H51V45H50V47H51V51H57V50L59 49V50L63 51L65 54L67 53L66 55H68V53L71 54V53H74V52H75L72 56L70 55V56H71V59H72V57H74L75 55H77L76 52H78L79 55L76 56V59L74 58V59H75V63H77V62L79 63V61H80V63L82 64V62H83V60H84V61H85V65L87 64L86 62H88L89 60H90L89 62L91 63V61L95 59L94 56H97V57L99 56V57H100V54H101V55L103 54V60H105V59L107 58L105 61L107 62V65L111 66L112 63H113L114 60H115V57L118 56V54H117V53H118V50L121 52V50L118 49V47H116V46L114 45V44H116V43L113 44V41H114V40L111 42V40L109 41L110 38L108 39V38L102 36L104 39L106 38L110 44L112 43V44L114 45L113 47H114L115 49H117V51H115L116 53H114L113 48H111V47L109 46V43L106 41V39L104 40L101 36H100L99 38H98V37L96 38V36H98V35H95L94 33H91V32H93V31L89 32L90 29H87V31H88L90 34L86 31V28H89V27H88V24H86V26H84L85 24H83V27H81V29H80L81 32H82V28H83V31H84V32H85V31L87 32L88 37H86V36H84V35L80 36L83 32H82V33H79V32H80V30L78 29L79 27L77 28L76 25H74L75 23L78 24V22H74V24L71 25V24H72V23H71L72 21L70 22V23H71L70 26H73V27H72L73 29H74V26H75V28H77V30H79V31H77V30H73V29H72V31L70 30L71 32H69V30L67 29L68 32H69V34H71L72 36L67 37V36L69 35V34H67V36L65 37V35H64V31H66V30L63 29V28H65L64 26L67 25L66 28L69 27V29H70L71 27H70L68 24H62L64 19L66 20L68 17L70 18L71 16H72L71 18L73 19V17H74L73 14H74L75 16H77V18L75 17V19H79V18H80V20H81L82 17H84V16L87 15V19L84 17V18L86 19V21H89V20L92 21V16H94V19L96 18L97 21H98V20L100 21V20H102V19H97V17H98V16L100 17V15L103 14V11L105 12V10L99 11V9L101 8V6H100V7L97 8V9H98L97 12H100V13L97 14L98 16H95L97 12H94V13H93L92 11H94L93 9H94V8L96 9V7H92V8L90 7L91 9H88V10H86L87 8H86L85 10L83 9V10L85 11L84 13H82V12H83V11L81 10L82 8H81V9H80V8H79V9H78V8L76 9ZM82 7H84V6L82 5ZM110 7L112 8V5H111ZM115 7H114V9H115ZM119 7H120V6H119ZM124 7H122V9H123ZM157 7H158V8H159V7H160V8H163V9H161V10H163V11L160 12L159 9H158ZM172 7H173V6H172ZM217 7H219L220 9L217 8ZM55 8H56L57 10H60V9H58V7H55ZM55 8H54V9H55ZM62 8H61V9H62ZM102 8H103V7H102ZM129 8H128V10H129ZM133 8L131 9V10L133 11V13H132V11H130L131 13H129L128 10H127L128 13H126L127 11H126L125 9L122 11V9H120V8H119L120 11H117V12L114 13L115 16L112 15V14H113L112 11H115V10H112V9H110V10H112L111 12H105V13L111 15V16H110L111 18H112V16H113V19H115L116 24H117V23L119 24V25H117V26H119V27L121 28V29H120V28L118 27V28H119L118 30H122V29L127 28V30H123V31H127V32H128L129 29H130V27L132 26L131 23L133 24V23H135V22H138V21H136V20H139V18L141 19V20L139 21V22L141 23V21H142V19H143V18H141V16H143V15H142L140 12H138V11H136V12L134 13V9H133ZM149 8H148V10H149ZM167 8H168V9H167ZM202 8H205L204 5H203ZM54 9H53V10H54ZM56 9H55V10H56ZM97 9H96V10H97ZM117 9H118V8H116V10H117ZM126 9H127V8H126ZM141 9H142V7H141ZM145 9H146V8H145ZM67 10H69V9H67ZM79 10H81L80 13L78 12ZM100 10H101V9H100ZM110 10H108V11H110ZM157 10H158V12H157ZM164 10H165V12H164ZM190 10H191V11H190ZM74 11H75V13H74ZM124 11H126V12H124ZM145 11H146V12H145ZM177 11H178V10H177ZM188 11H189V12H188ZM53 12H54V13H53ZM69 12L71 13V15H70ZM72 12H73V14H72ZM89 12H90L91 14H90ZM137 12L139 13L138 15H137ZM144 12H145V13H144ZM156 12H157V13H156ZM175 12L177 13L176 15H175ZM193 12H194V13H193ZM52 13H53V14H52ZM111 13H112V14H111ZM117 13H118V14H117ZM123 13H124V14H123ZM151 13H149V14H150V17L152 16ZM167 13H168V12H167ZM76 14H78V15H76ZM83 14H84V15H83ZM88 14H89L90 17L88 16ZM99 14H100V15H99ZM107 14H105V15L103 14V15H104L103 18H106V19H107V20H106V19H103V22H104V20H106L107 22H109V21H108V17H109V16H108ZM140 14H141V15H140ZM32 15H34V14H31V16H32ZM61 15H62V13H61ZM79 15H80V16H79ZM81 15H82V16H81ZM106 15H107L108 17H105ZM122 15H123V19H121V18H122ZM155 15H153V16H155ZM190 15H191L192 17H190ZM196 15H197V13H196ZM210 15L212 16V18H210V17H211ZM135 16L138 17V19L135 18V19H134L135 22H134L132 19H133ZM145 16H147V15H145ZM145 16H144V17H145ZM156 16H158V14H157ZM163 16H164V15H163ZM175 16H176V17H175ZM187 16H188V17H187ZM194 16H195V17H194ZM199 16H198V17H199ZM32 17H34V16H32ZM53 17H54V16H53ZM63 17H65V18H63ZM99 17H98V18H99ZM189 17H190V18H195V20L193 21V19H190V20H192V22H187ZM198 17H197V18H198ZM208 17H209V18H208ZM215 17H216V18H215ZM45 18H44V19H45ZM62 18H63V20H62ZM84 18L81 20V23L79 22V23L81 24V26H82V22H86ZM88 18H89V19H88ZM90 18H91V19H90ZM101 18H102V16H101ZM111 18H109V20H111ZM155 18H156V17H153L154 20H157V18H156V19H155ZM163 18H166V16H164ZM176 18H178V19L175 20ZM72 19H70V20H72ZM94 19H93V20H94ZM147 19H149V17H147ZM208 19H210V20L212 19L213 21H215V20L217 19V20H216L217 22L212 23L213 21H210V22L207 21V24H206V20H208ZM214 19H215V20H214ZM68 20H69V19H67V21H68ZM143 20H146V19L144 18ZM190 20H189V21H190ZM74 21H75V20H74ZM77 21H78V20H77ZM99 21H98V22H99ZM147 21H149V23H150L151 20L149 19V20H147ZM152 21H153V20H152ZM159 21H160V20H159ZM176 21H178V22H176ZM199 21H200V20H199ZM44 22H45V21H44ZM64 22H65V21H64ZM89 22H90V21H89ZM92 22H94V21H92ZM111 22H112V24H113L114 20H113V21L111 20ZM139 22H138V23H139ZM142 22H145V21H142ZM186 22H187V23H186ZM66 23H67V22H66ZM99 23H100V22H99ZM99 23H98V24H99ZM138 23H137V25H136V24H133V26H134V25L139 26ZM147 23H148V22H147ZM153 23H154V22H153ZM157 23H158V22H157ZM161 23L159 22V25H161V27H162V24H161ZM202 23H203V22H201V25H202ZM220 23H222V21H221ZM90 24H91V23H90ZM92 24H93V25H91V26L94 27L93 29H95V31H96V30L101 31V30L103 29V27H105V26L107 25V24L105 25V24L103 23L102 25H105V26L102 27L101 24H100L101 27H98L97 22H96V25H94L95 23H92ZM108 24H110V23H108ZM116 24L114 23L113 25L115 26ZM143 24H144V23H142V25H140V26H141L140 29H143V27H142V26H144ZM150 24H151V23H150ZM155 24H156V23H155ZM155 24H152V25H155ZM179 24H180V26H178ZM156 25H157V24H156ZM159 25H158V29H159V27H160ZM195 25L192 26V27L194 28ZM199 25H198V26H199ZM211 25H209V27H210V28L208 27L209 29H211L212 27L214 28V25H213V26H211ZM216 25H215V26H216ZM78 26H79V25H78ZM117 26H116V27H117ZM129 26H130V27H129ZM136 26H134V27H136ZM145 26H146V25H145ZM147 26L150 27L149 29H152V28H151V25H147ZM165 26L162 27V28L165 29ZM190 26H189V27H190ZM110 27H112L111 24H110ZM116 27H115V28H116ZM124 27H125V28H124ZM152 27H153V26H152ZM161 27H160V28H161ZM183 27H181V29H179V30H182ZM196 27H197V26H196ZM219 27H217V28H219ZM96 28H97V29H96ZM101 28H102V29H101ZM106 28H107V27H106ZM108 28H109V27H108ZM108 28H107V29H108ZM112 28H114V27H112ZM112 28H111V29H112ZM115 28H114V30H115ZM128 28H129V29H128ZM131 28H132V27H131ZM170 28H169V29H170ZM186 28L188 29V27H186ZM200 28H201V27H200ZM200 28H199V30H198V28H195V30H196V29L198 30L197 33H199L201 30H204V31H202V32H200V33L204 34L203 32H205L204 35H206L207 33H208L209 35L212 34L213 29H212V31H211V30H208V31H209V32H208V31H207V29H208L207 26H206L204 29H200ZM217 28H216V29H217ZM50 29H51V30H50ZM109 29H110V28H109ZM137 29H139V28H134V29L132 28V29H130V30L133 32V30L137 31ZM147 29H148V27H147ZM153 29H154V27H153ZM158 29H157L158 32H159V31H162V29H161V30H158ZM164 29H163V30H164ZM166 29H165V30H166ZM169 29L166 30V31L170 32ZM189 29H191V28H189ZM216 29H215V30H216ZM49 30H50V31H49ZM61 30H62L64 36H63L62 34H61L62 36L59 34V32H60ZM91 30H92V29H91ZM112 30H113V29H112ZM116 30H117V28H116ZM116 30L113 31V32H116ZM118 30H117V32H116V33H118V36H115V35H114V37H116V40H117V37L121 36V35H119V34H121V32H118ZM143 30H144V35H145L146 28H144ZM175 30H176V28L174 29V27H173V31H171V32H174ZM179 30L177 29V32H174V33H176V34L179 33V32H178ZM183 30H184V29H183ZM193 30H194V29H193ZM195 30H194L193 32H195ZM205 30H206L207 32H206ZM217 30H219V29H217ZM73 31H75V33L78 32L80 35H77L78 33L75 34ZM135 31H134V33H135ZM140 31H141V36L139 35V39H140V37H141V38H142V37L144 38V36H143V34H142V33H143L142 30H140ZM151 31H154V32H153V33H150V34L152 35V38L149 37L150 39H149L148 42H150V44H148V46H147L148 48H144L145 45H147L146 43H148V42H146V43H142V45L145 44V45H143L142 47H139V46L141 45V44L139 45V43H137V45H139V46L136 45V46L131 47V46H132V45H131L132 42H133V45H134V44L136 43V42H135L136 40H134V41H133V40H129V42H127V41H126V42L128 43V46H129V48L131 49V51L133 50V48H134V49H135V48H137V49H138V48H140V49L143 48V49H142L143 51H142V53H141V51H140V52H135V50L137 51V49H135L134 51H132V52H134V53L129 52V51H127V50H126V52H127V54H128V53H132L131 55H134V56H136L135 54H137L136 58L138 59L139 56H141L142 54H143L142 56H146V54L144 55V50H145V52H147V49H148V51H149L148 54L150 55V54H152V52H153V53H157V48L159 47V51H160V52H159V53H160L159 56H158V54H156V55L154 54V57L156 56L155 58H153V59H152V58H147V59H146V60H147L146 62H149L148 59H150V60L152 59L151 62H154V63L151 64V62H150V64H148V63L145 64L146 62H145V63L143 62L144 58H143V57H140V61H139V59H138L139 64L142 62V63H144L145 65H148V66H147L148 68H147L146 66H145L146 68H145V67L143 68L144 65H143V66L137 65L138 67H139V66L142 67V69H140V67H139V69H138L137 67H136V69H135V67H133L134 69H132V68H131L132 65L126 63V60H127V59H128V61H129V59H130L129 62H131V59L133 58V56H131V55L129 54L130 57H126L127 59L125 58L126 60H125V62H124V64L126 65L125 67H127V64H128V66H129V65L131 66V67L129 66V68H130L129 71L127 70V69H129L128 67L125 68V67H122V66H120V67H119V66H116L115 63H117V62L113 63V66H112V70H111V71H112V75H114L115 73H118V74H117L118 76H115L116 74H115L114 76H112V77L115 78L116 82H117V81L123 82L124 85H122V87H123V86H125V87H129L130 90H131V91H130V90H129V91H130V92H134L133 94H129V93H128L129 91H128V92H127V91H124V92H126L125 94L131 96V98L127 96L129 99H131V101H132V100H133V101L138 100V102H141V101H139L140 96H141L143 93H144V95H145V94H146V95L149 94L150 92L148 93V90L145 91L146 89H149V88H150L149 90L151 91V93H153V92H157V93L159 94V92H158V90H157V87H155V86H158V87L163 86V85H161V84H162V83H161V80H165V79H161V80L158 79V80H160V82L157 80L158 82H157V84H156L155 86L152 84L154 88L152 87L151 82H152V79H154L155 77H156V78H160V77H161L160 74H162V73H160L159 68L161 69V67H162V65H161V63H162V62H161V61H162V58H163V61H165V62H163V65H164L163 68H164L165 66H166V68H167V65H169V63H173V62H174V57L177 56V58H175V60L179 58V59L177 60V61H178L177 64H180V66L182 67V65L185 64L184 61H186V62H187L186 67L189 69V66H190V67L192 66V62H193V60H194V58H193V59H192V62L190 63V61H191V60H190V59H191V56H190V55H193L192 57L195 56L196 53L192 54V52H195V51H194L195 48H196L195 50H197L200 46H202L201 48H199L201 54H200L199 51L197 50V53L200 54V56L197 54V57L199 56L200 59L197 58V57H195V58L198 59V61L196 62L197 59H195L194 64H193L194 66H196L195 64H197L198 62L200 63V61H202V62L200 63V65L198 64L199 66H201V64H203V61H204V62H205V63H204V66L206 67V65H205V64L207 63V62H206V61H207L206 58L208 59V57H209V60H208V61H210V59H211L210 56H212V58H215L216 56L218 57V54H219V53H222V49H220V47H219V45L221 46V44H222V39H219V40L221 41L220 44H219V43H218V44H215V43H217V42L219 41V40H216V42H215V40H214V39L217 38V37H215V36L218 35V34L215 35V34H216L215 31H213V32L215 33V34H214L215 36H212V35H213V34H212V35H210V37H209V35L207 34L208 37L206 36V37L203 38V39H202V37H204V36H203L202 34H198V37H200V35L202 36L201 38H198L197 36H194V35H193V34L197 35V33H193V34H191L192 32L189 33V32H190V31H189V32H188L189 34L186 33V32H184L186 35L188 34L189 38H186V37H188V36H186L185 34H184V35H185V38H186L187 40L189 39V41H190V40H193L192 38L190 39V35H192L195 39L197 38L198 40H200V42H202V41H205V42H206V39H207V38H208L207 40H209V41H207L206 43L209 42V44H210L212 41L214 42V43L212 42L213 45L215 46V47H213L214 49H211L212 44H210V45L207 44L208 46H206V48H208L209 51H210V49H211V51H210L211 54H208V50H206V49L204 48L205 45H206L205 42H202L203 45H204V46H203V45H201L202 43L200 44V42H199L198 44H194L195 41L198 42L197 39H196V40L194 39V40H195V41L193 40L194 42H192V41L189 42V41H187V40L184 38L185 40L182 39V40H183L182 42H184V43H182L179 39H181V37H182L183 35L180 34L181 37H179V38H178V36H176V38L172 36V37L174 38L173 41H175V40L178 38V40L181 42V43L179 42L178 44H179V45L181 44L182 47L185 46V43H186V46H187V44L189 43L188 46H187L188 49L191 48L192 46H194V47H195L196 45H197V46H196L195 48L193 47V50H190V49H189V50L192 51V52H188L187 48L184 47L185 50H187V53H185V51H183V54L185 53V54H187V56H185V54L183 55L182 52H181V53L178 52L179 55L182 54V56H184V58H182V56H180L182 59H181L180 57H178L177 53L175 52L176 50H175L174 52L176 53V55H175L173 58H171V56L174 54L173 51H172L173 53H171V47H172V48L175 47V46L171 45V43L174 44V43L172 42V39H171L172 37H170L171 43L169 44L170 40H169V38H168V36H167L169 33H168V34H163V36H164V35H166V36H164V37H165V40L162 39V40H164V41H162V40H160V39H161V38H164V37H163L162 34H160V33H163L164 31L159 32L158 34H154V33H157V32H155V29H154V30H151ZM185 31H186V30H185ZM187 31H188V30H187ZM210 31H211V32H210ZM68 32H67V33H68ZM103 32H104V34H103ZM107 32H108V30L106 31V29H103V30L101 31V33H102L101 35H105V36H107V34H108ZM109 32H110L109 34L112 33L111 30H110ZM127 32L124 33V34H125L124 36L119 37L120 40L122 39V37H123L124 39H127V40L129 39V38H127V37H128L132 32H131V33L128 32L129 35L126 36V35H127ZM146 32H148V31H146ZM216 32H217V31H216ZM60 33H61V32H60ZM72 33H73V34H72ZM105 33H107V34H105ZM136 33H137V32H136ZM166 33H167V32H166ZM180 33H181V32H180ZM87 34H86V35H87ZM96 34H97V33H96ZM113 34H114V33H113ZM122 34H123V32H122ZM139 34H140V32H139ZM148 34H149V33H148ZM148 34H147L146 36H150V35H148ZM171 34H172V33H170V35H171ZM176 34H174V35H176ZM133 35H134V34H133ZM133 35H132V37H133ZM137 35H138V33H137ZM156 35H157V36H156ZM159 35H160L161 37H158ZM125 36H126V37H125ZM130 36H131V35H130ZM134 36H135V35H134ZM220 36H221V35L219 34V37H218V38H220ZM85 37H86V38H85ZM93 37H95V39H93L94 41L97 40V39H99V40L101 39L100 41L102 42V41L104 40L103 43H102V46H101V42H99V43L95 42V43H94L93 40L90 39V38H93ZM107 37H108V36H107ZM109 37H110V36H109ZM111 37H112V36H111ZM132 37H130V39H131ZM136 37H137V36H135V38H136ZM213 37H215V38H213ZM135 38H134V39H135ZM143 38H142V40L140 39L141 41L139 40L140 43L143 42V40H144ZM182 38H183V37H182ZM221 38H222V37H221ZM85 39H86L87 41H88V39H90V40L93 42V43L91 44V46L88 45L89 43H88L87 41H85ZM112 39H113V37H112ZM124 39H122L121 41L123 42ZM136 39L138 40V37H137ZM157 39H158V40H157ZM204 39H205V40H204ZM210 39H212V41H211ZM63 40H65L66 43H67V42L70 43V42H74V41H75V42L71 44V47H70V49H69L68 46H70V44L67 43L68 46H67V45L65 46V43L63 42ZM83 40H84V44H85L86 42L88 43V44L85 45L86 47H85L83 44H81ZM99 40H98V41H99ZM118 40H119V39H118ZM167 40H168V41H167ZM178 40H176V41L178 42ZM91 41H89V42H91ZM124 41H125V40H124ZM185 41H187L188 43L185 42ZM46 42H47V41H46ZM51 42H49V43L51 44ZM77 42H79V43H77ZM114 42H115V41H114ZM116 42H117V41H116ZM118 42H119V41H118ZM118 42H117V44H118ZM122 42H121V44H122ZM130 42H131V44H130ZM144 42H145V40H144ZM177 42H176V43H177ZM59 43H60V44H59ZM61 43H62V46H61ZM96 43H97V44H96ZM124 43H125V42H124ZM124 43H123V44H124ZM46 44H47V43H46ZM74 44H75V45H76V44H77V45L79 44L78 46H80V44H81V46H82V48H83L84 50H83V49H80V47H79V48H78V47H75V49H73L74 46L72 47V45H74ZM103 44H104V45H103ZM154 44H155V46H154ZM183 44H184V45H183ZM191 44H194V45H191ZM199 44H200V45H199ZM54 45H56V48H55ZM130 45H131V46H130ZM149 45H150V46L152 45V47H154V48L156 47V45H157L158 47L156 48V51H155V52H154V51L150 52V50H153V48H152V47H149ZM198 45H199V47H198ZM46 46H47V45H46ZM46 46H45V47H46ZM48 46H49V44H48ZM63 46H65V47H63ZM83 46H84V47H83ZM87 46L90 47L89 50L87 49ZM117 46H118V45H117ZM128 46H127V44H126V45L124 44V45L122 46V48H123V47L126 48V47H128ZM190 46H191V47H190ZM217 46H218V47H217ZM58 47H60V48H58ZM62 47H63L64 49L67 48V49H66L67 52H66ZM101 47H102V48H101ZM109 47H110V48H109ZM169 47H170V49L168 50ZM176 47H177V45H176ZM176 47H175V48H176ZM182 47H181V48H182ZM197 47H198V48H197ZM209 47H210V48H209ZM216 47H217V48H216ZM221 47H222V46H221ZM48 48H49V47H46V50H47ZM53 48H55V49H53ZM76 48H78V49H76ZM85 48H86L87 51L85 50ZM99 48H100V49H99ZM119 48H120V43H119ZM125 48H124V49H125ZM129 48H127V49H129ZM149 48H151V49H149ZM166 48H167V49H166ZM178 48H179V50H178ZM178 48H177V51H181V50H182L179 46H178ZM184 48H183V50H184ZM202 48L205 49V50H203ZM97 49H98V50H97ZM111 49H112V51H110ZM124 49H122V50H124ZM140 49H139V50H140ZM191 49H192V48H191ZM201 49H202V51H201ZM219 49H220L221 51H220ZM59 50H58V51H59ZM76 50H77V51H76ZM101 50H102V51H101ZM139 50H138V51H139ZM167 50H168V51H167ZM212 50H215V52H214V51L212 52ZM216 50H217V51H216ZM218 50H219V52H218ZM47 51H48V52H47ZM47 51H46V52H47V53H46V54H47V55H46V56H47L46 58L48 59V53L51 52V51H50V50H47ZM58 51H57L56 54L53 52L52 55L55 54L54 56H56V55L59 53ZM70 51H71V52H70ZM98 51H99V52H98ZM109 51H110V52H109ZM165 51H166V52H165ZM169 51H170V53H168V54H169V55H168L167 52H169ZM81 52H82V53H81ZM95 52H96V55H94ZM120 52H119V53H120ZM126 52H123V55H125ZM203 52H207V56H204V55H206V53L204 54ZM210 52H209V53H210ZM216 52H217V54H216ZM104 53H110V54L113 53V55H112L111 57L108 58L107 56H110V55L108 54V55L104 56V55H105ZM139 53H141V54L139 55ZM188 53H189L190 55H189ZM202 53H203V54H202ZM214 53H215V57H213V56H214ZM49 54H50V53H49ZM115 54H116L117 56H116ZM121 54H122V53H120V55H121ZM50 55H51V54H50ZM50 55H49V56H50ZM63 55H64V54H63ZM93 55H94V56H93ZM114 55H115V57H114ZM123 55H121V58H120L119 56H118L117 58H120V59L123 61V60H124V59L122 58ZM129 55H128V56H129ZM170 55H171V56H170ZM188 55H189V56H188ZM201 55L204 56V57H201ZM209 55H210V56H209ZM54 56H52V57H53L52 59H56V58H57V56H56V57H54ZM58 56H59V54H58ZM68 56H69V55H68ZM68 56H67V57L65 56L67 60L65 59V57H64V58H63V57H60V56H59V57H60L61 59H65V60H63V61H66V63H65V62L63 63V61H62V63H63L64 65L67 64V65L70 66L71 64H68L69 62H67V61H70V63H71V59H70V57H68ZM147 56H148V55H147ZM147 56H146V57H147ZM150 56L152 57V55H150ZM168 56H170V57H169V60L172 59L170 62H168V59H167ZM219 56H220V54H219ZM221 56H222V54H221ZM112 57H113V58H112ZM148 57H149V56H148ZM217 57H216V59H218V60H222V58L219 57V58H220V59H219V58H217ZM60 58H58V59H60ZM77 58H81V59L78 60ZM104 58H105V59H104ZM110 58H111V62H109V59H110ZM117 58H116V59H117ZM186 58H188V60H190L189 63H190L191 65H188V60H186ZM47 59H46V61H47ZM49 59L52 60L50 57H49ZM49 59H48V60H49ZM58 59H56V60H58ZM61 59L59 60L60 63H61ZM74 59H73L72 61H74ZM82 59H83V60H82ZM88 59H89V60H88ZM100 59H101V57H100ZM100 59L98 58V60H100ZM112 59H113V60H112ZM156 59H157V62L154 61V60H156ZM164 59H165V60H164ZM180 59H181V60L184 59V60L181 61ZM204 59H205V60H204ZM56 60H55V61H56ZM86 60H88V61H86ZM98 60H96V62H97ZM103 60H100V61L102 62ZM118 60H119V59H118ZM121 60H120V62H121ZM133 60H135V58H134ZM141 60H142V61H141ZM160 60H161V61H160ZM166 60H167V61H166ZM179 60H180L181 62H180ZM55 61H54V62H55ZM81 61H82V62H81ZM94 61H95V60H94ZM105 61H103V63H106ZM115 61H117V60H115ZM136 61H137V60H136ZM138 61H137V62H138ZM177 61H176V62H177ZM213 61L215 62V60H213ZM47 62H48V64H47L48 66H52V65H53V64L50 63V62H53V61H50V62L47 61ZM47 62H46V63H47ZM59 62H58V63H59ZM89 62H88V63H89ZM176 62H175V63H176ZM182 62H184V64H183ZM49 63H50L51 65H50ZM55 63H56V62H55ZM58 63H57V65H58ZM72 63H73V62H72ZM75 63H73V64H75ZM80 63H79V65H80ZM83 63H84V62H83ZM97 63H98V66H101V64H100L99 62H97ZM103 63H102V64H103ZM118 63H119V62H118ZM159 63H160V64H159ZM209 63H212V61L208 62L207 65H209V66H207L206 68L208 69V67H209V69H210V67H211L212 64H213V66H212V70L210 69L212 72H211V71L209 72V69H208V72H207V71H206L207 69H206V68L204 69L203 65H202V68L204 69V72H205V73L202 71L203 69L200 70L199 67H198V68L196 67L197 69H195V68H193L194 66H192L191 68L194 69L195 72H196V71H198V72L201 71V73L203 72V73H204L203 76H205V74H206V76H205L204 78L210 76L211 74H212L211 76H213V75H214L213 73H215V72H216L215 74H217L218 72L220 73V71H221V69H222V68H220V65H219V67H217V68H219V69H217V68L214 66V63H212V64H209ZM221 63H222V61H221ZM91 64H92V63H91ZM91 64H89V65H91ZM95 64H96V63L94 62V65H95ZM110 64H111V65H110ZM131 64H132V63H131ZM133 64H134V63H133ZM137 64H138V63H137ZM166 64H167V65H166ZM177 64L174 65V67L172 66L173 68H175V66H177V68H178V69L176 68L175 75H176V72H178V70L181 69V68L179 69V67H178ZM215 64H216V62H215ZM218 64H219V63H218ZM59 65H60V64H59ZM64 65H63V67H62V65H60L58 68H60V67H62V68L59 69V70H55V69H57V68H56L57 66H56V67H55V66H52V67H50V68H52V69H53L54 67H55V68H54L53 70H52V69H50V70H52V71L55 70V71H58V72H59L60 70H63V71H61V73H65V70L67 71V69H68L69 67H68V66H64ZM83 65H84V64H83ZM87 65H88V64H87ZM92 65H93V64H92ZM103 65H104V64H103ZM119 65H121V64H119ZM141 65H142V64H141ZM158 65H159V66L161 65V67H159ZM171 65H173V64H170L169 67H170V69H173V68H171ZM198 65H197V66H198ZM210 65H211V66H210ZM71 66H73V65H71ZM71 66H70L71 70H69L70 68L68 69L70 72L68 71L67 73H68V74H69V73L72 74V75H70V76L73 77V79L75 78L74 80L77 81V82H78L80 79L82 80V77H83V81H84V83H82L83 81H81V84H80V83H79L80 81H79V82H78V85H80V86H79V87H80V90L83 91L82 96H83V95H86L85 97H87V98H85L84 96H83V97H84L83 99L80 98V99L83 100V101L81 102V104H80V102H79V111H78V109L76 110V112H79V113H78V114L76 113L75 115H73V117H72V115H69L70 117H68V119H66V126H71L72 123H73V121H74L76 125L78 124L77 126H76L75 124L72 125V127H74V129H75V126L78 127V126L80 125L79 127H81V126L83 125V126H85V127L82 126V128H80V129H81V130H82V129L84 130V129L87 128L86 130L88 131V128H90V126H91L90 123L92 124V123H95L97 120H99V121H97L98 123L96 122V124H102V126L105 125V127H106V126H107L106 123H108L110 119H113L114 115H117V114H118V111L120 112L121 109H123V112H124V109H125V108L127 107V105H128V104H127V105L125 106V105H122L123 103H119V102L117 103V101H116V99H118V101L120 100L119 97H117V95L120 96L119 93L117 92V89H118V90H122L121 92L124 93V92H123L124 87H123L122 89H121L120 87H119L120 89H119L118 87H115L116 85H114V83H116V82H115V81L113 82L114 79H111L112 81L109 80V79L111 78V76H110L109 74H111V73H109V74L106 73V74L109 75V77H108V75H107V77L105 78V76H103V75L105 74V73H104L105 71L103 72V70H98L96 67H95V68H96V70H97V75H98V76L100 75V76L103 77V78H102V77L99 76V77H100V78H99V77L96 75V76L99 78L98 80L100 81L101 78H102V80L105 81V79H108V78H109V79L106 80V81H110V82H111V87L108 86L109 88H105L106 86H104V84H106L107 82H104V84H103L102 86L100 85L101 82H100V83L96 82L95 84H91V83H94V82H95L94 79H96V81H97V77L95 78V76H94L96 73L92 72V70H95L94 68L92 69V66H91V69H90V66H89V67H88V66H86V67H85V66H80V67L78 68L77 65H76V68H73V69H72ZM95 66H96V65H95ZM114 66H115V67H114ZM134 66H136V64H134ZM157 66H158L159 68H158ZM217 66H218V65H217ZM64 67H66L67 69L64 68ZM73 67H75V66H73ZM103 67H105V65H104ZM117 67H119V68H117ZM156 67H157V68H156ZM213 67H214V68H213ZM221 67H222V65H221ZM48 68H49V67H47V70H49ZM109 68H110V67H108V68L106 67L107 70H108ZM149 68H150V69H149ZM155 68H156V69H155ZM163 68H162V69H163ZM182 68H183V70H184V66H183ZM64 69H65V70H64ZM99 69H102V66L99 67ZM124 69L127 70V73L129 72V74H132V77H134V76L137 77V76H138V77H137V79L139 78L138 81L136 80V81H137V82H136V81L134 80L135 78H134V79H133V78L131 79V78H130L131 75H128V74L125 72ZM157 69H158V70H157ZM167 69H168V68H167ZM170 69H169V71H167L168 74H169V72L171 73V71H172V70L170 71ZM185 69H186V68H185ZM188 69H186V71L184 70L183 74L180 73V72L183 71V70L181 69V71L178 72V73H180V74H177V75L180 76V75L182 74V77H186V76L189 77V76H191L192 74H194L195 77H194L193 75H192V76H193L194 78L197 77V79L200 80V81H201V79H202V82L197 81V79H193V77H192V78L190 77L191 79H188V78H186V79L183 78V79H182V78L180 77V80H178L179 82H181V80L185 81V83L188 81V82H189L188 85H193V84H190V82L193 80L192 82H195V84H196V85H199V86H200L201 84L204 86V84H207V83H208V79L203 80V78H201L203 73L199 75V74H197V72H196V74H197L198 76H200V79H199V77L195 74L194 71H191V70L189 71ZM213 69H215V70L213 71ZM89 70H91L90 73H91V72L94 73V74H92V73L90 74V73H89V76H90V75L93 76V78H94V79H93L94 82H92V81H93V80H92V77H89L88 74H87V72H88ZM107 70H106V71H107ZM122 70H124V71H122ZM154 70H155V71H154ZM174 70H175V69H174ZM216 70H217L218 72H217ZM72 71H73V72H72ZM100 71H101V73H100ZM108 71H110V70H108ZM153 71H154V73L156 72V74L152 73V75L155 76V77L152 78V75L150 76V74H151V72H153ZM158 71H159V73H158ZM164 71H165V69H164ZM187 71H188L189 73H191V72H194V73L189 74V73H186ZM58 72H57L56 74H58ZM71 72H72V73H71ZM83 72H84V73H83ZM98 72H99L100 74H99ZM102 72H103V74H102ZM161 72H163V71H161ZM172 72H173V71H172ZM221 72H222V71H221ZM51 73H52V72L50 71L49 75H53V74H55V72H53L52 74H51ZM61 73L59 72L58 75H60ZM73 73H75V74H77V75H74V76H75V77H74V76H73ZM121 73H125V75L129 76V78H128L127 76H124V74L120 75ZM157 73H158V74H157ZM167 73H166V74H167ZM199 73H200V72H199ZM56 74H55V76H57L56 78H58V80L61 79V81L59 80L61 83H62V81H63V80H62L63 77H64L65 79H67V80H64V81L66 82V83H65L66 85L64 86V89H65V87H67V82L71 81L72 78L69 77V76H65L66 73H65L64 75L62 74L63 77L60 75L61 78H59V76L56 75ZM68 74H67V75H68ZM79 74H80L81 77H80L79 80H76V78H79V77H78ZM85 74H87V76L89 77V79H88L87 81H88V82H91V83H89V85H88V82L85 83V80H86V76L84 77ZM163 74H164V73H163ZM184 74H187V75L185 76ZM188 74H189V75H188ZM208 74H209V75H208ZM119 75L122 76V77H120ZM169 75H170V77L172 76V77H171L172 80L168 77V80H167V79L165 80L166 82L162 81L163 84H164V83H167V81H169V80H171V81H170L171 83H174V82L178 79V76H177V75H176L177 77H175L174 72H173V75H174V76H173L172 74H169ZM169 75H166V77L169 76ZM183 75H184V76H183ZM221 75H222V73H221ZM55 76H53V78H52V76H51V78H52V79H51V78L48 76V73L46 74V77H48V78L51 80V82H52V80H54V77H55ZM123 76L126 77V79H125ZM157 76H158V77H157ZM159 76H160V77H159ZM162 76H163V75H162ZM215 76H217V75H215ZM243 76H245L244 73H243V74L240 73V83H241V85H243L242 87H244V88H248V87L250 86L251 82H250V80H248V79H244ZM248 76H249V75H248ZM66 77H67V78H66ZM68 77H69V79H70V78H71V79L69 80ZM88 77H87V78H88ZM117 77H118V79L120 78L121 80H120V79H119V80L116 79ZM149 77L152 78V79H151V82H149V79H150ZM163 77H164V76H163ZM218 77H219V76H218ZM48 78H47V79H48ZM90 78H91V79H90ZM122 78L125 79V82H127V83H129V82H130V79H131V80L135 81L134 84L136 83V84H138V85H137V86L134 85V87L132 88V86H133V81H131L132 84H131V83H130V84H131L132 86L130 87V86H129L130 84L127 85V83H125L124 80L122 81ZM127 78H128L129 80H128ZM164 78H165V77H164ZM173 78L175 79L174 81H173ZM176 78H177V79H176ZM208 78H209V77H208ZM242 78H243V79H242ZM49 79L47 80V82L49 81L48 84L50 83V80H49ZM184 79H185V80H184ZM58 80H57V81H58ZM68 80H69V81H68ZM74 80H72V83L75 82ZM127 80H128L129 82H128ZM154 80H155V79H154ZM154 80H153V82H154ZM189 80H191V81H189ZM195 80H196L197 82L201 83V84H198ZM55 81H56V80H54L53 83H54ZM64 81H63V83H64ZM73 81H74V82H73ZM103 81H102V82H103ZM172 81H173V82H172ZM178 81H176L175 83H177ZM206 81H207V82H206ZM77 82H75V83L77 84ZM112 82H113V85H112ZM179 82H178V84H180ZM188 82H187V83H188ZM203 82H206V83H203ZM53 83H50V84L53 85ZM57 83H58V82H55L54 84H56V86H57V85H58ZM61 83H59V85H58L59 88H60ZM69 83L72 85L71 82H69ZM108 83H109V82H108ZM141 83H142V84H141ZM181 83H182V82H181ZM185 83H182V85H185ZM50 84H49V85H50ZM96 84H97L98 86H101V87L104 86V88L107 89L108 92H109V89H110V88H111L110 90H112V89L115 88L116 91H114V94H115L116 92L118 93V94L115 96V97H117V98L115 99V101H114V99H113L112 102H111L110 97H108V96H110V95H109L107 92H106V93H107V96H106L104 93H100L99 90H97V88H96V90H97L100 94L96 93L97 91L95 90V88H94V89L92 88L93 85H96ZM125 84H126L127 86H126ZM158 84H160L161 86L158 85ZM168 84H169V82H168ZM62 85H63V84H62ZM71 85H70V86H71ZM78 85H76V87H77L76 89H79ZM90 85H91L92 87H91ZM106 85H107V84H106ZM108 85H109V84H108ZM120 85H121V84H120ZM164 85H165V84H164ZM170 85L173 86V84H169V86H170ZM186 85H187V84H186ZM186 85H185V86H186ZM188 85H187V87H189ZM196 85H193L192 87H195ZM202 85H201V87H199L200 89H202V87H203ZM68 86H69V84H68ZM70 86H69V89H70V90H69V89H68V90H69V91H72V89H73L72 87H73L74 85H72V87H70ZM89 86H90V87H89ZM117 86H119V84H118ZM138 86H139L140 88H139ZM172 86H171V88H170V87L168 88V89H170V93H169V94H168L169 91L167 92L168 89L165 88V87H168L167 85L164 86L163 91L161 90L163 87H162L161 89L158 88L159 90H161V91H160L161 96H162V97L164 96V97H163L164 99H163V98H158L157 95H156L157 93L155 94L156 96L154 95V96L156 97V99H157V98H158L159 100L162 99V101L159 102V106H160V107H161L160 104L163 105L164 103L167 102L168 99H169V102L172 103L171 99L173 100V99L176 97V96H175V97H172V96H171L172 89H177V92H180V90H179L180 87L183 88V86H181V84H180V86L178 85V86H179V89H178V86H177V87H174V86H176V84H174L173 88H172ZM50 87H51V86H50ZM53 87H55V85H54ZM112 87H114V88H112ZM141 87H142L143 90H140V91H142V92H140V93L137 92V90L141 89ZM148 87H149V88H148ZM151 87H152V89H154V90H155V88H156L157 91H154V90H153V92H152ZM196 87H198V86H196ZM196 87H195V88H196ZM206 87H208V85H206L205 88H206ZM46 88H48V87H46ZM55 88H56L55 90H58V89H59V88L57 89V87H55ZM62 88H63V86H62ZM67 88H68V87H67ZM74 88H75V86H74ZM138 88H139V89H138ZM145 88H146V89H145ZM48 89H49V88H48ZM48 89H46V90H47V93H48V91H49V94H50L51 89H49V90H48ZM76 89H75V90H76ZM92 89H93V90H92ZM98 89H100V88L98 87ZM102 89H103V88H102ZM127 89H128V88H127ZM132 89H133V90H132ZM144 89H145V90H144ZM184 89H185V88H183V91H185ZM187 89H188V88H187ZM200 89L198 90V88H197V90H195V89L193 90V88H192V89H188V90L186 91V93H188V95H191V96H192V93L196 91V92L194 93V95H193V96H195V97H194V98H195V99H194V100H195L194 102L192 101V97H191V96H190V97H191V101H190L189 96H187L186 93L184 94L182 91H181V92H182L181 94H176V93L174 92V90H173L172 95L175 93L174 95H179V96H177L178 98H179L180 95H181L182 98L180 97L179 99H182L183 101H185V102H184L185 104H183V103H179V104H183V106L185 105L186 108H187V106H188V107H190V109H192V108H191V107H192L191 104H193V103H195V102H196L195 104H198V103H197V102L199 101L198 99H200V98H201V95H202V93L200 94L199 92L202 91V90L204 89V87H203L202 90H200ZM53 90H54V89H52V91H53ZM66 90H67V89H66ZM80 90H79V92H76V93H77V94L80 93ZM165 90H166V91H165ZM181 90H182V89H181ZM204 90H205V89H204ZM206 90H207V89H206ZM206 90H205V91H206ZM63 91H65V90H63ZM69 91H68V95L66 94L67 91L64 92V93L67 95V98H66L67 100H69V98L71 97V96H70V95H71V92L69 93ZM76 91H78V90H76ZM95 91H96V92H95ZM101 91H102V90H101ZM164 91H165V92H164ZM189 91H193V92H191V94H190ZM197 91H198V94H200V98L197 97V96H199V95H197ZM205 91L203 92L204 94H205ZM208 91H209V90H208ZM73 92H74V91H72V93H73ZM91 92H92V93H91ZM104 92H105V91H104ZM145 92H146V93H145ZM166 92H167V94H166ZM64 93H63V94H64ZM76 93H75V95H77ZM84 93H86V94H84ZM90 93H91V95H90ZM94 93H96V94H94ZM109 93H111V91H110ZM141 93H142V94H141ZM162 93H164V94H162ZM207 93H208V92H207ZM213 93H214V92H213ZM65 94H64V95H65ZM120 94H121V93H120ZM125 94H123V95L125 96ZM135 94H136V95H137V94H138V95L141 94V95H139V97H138V95L136 96ZM195 94H196V95H195ZM204 94H203V96H204ZM208 94H210V93H208ZM208 94H207V95H208ZM75 95H73V96H75ZM79 95L81 96V93H80ZM111 95H113V93H112ZM165 95L167 96V98H168V96H169V97L171 96V99L168 98V99L166 100V99H165ZM185 95H186L187 97H186ZM68 96H69V98H68ZM73 96H72V97H73ZM82 96H81V97H82ZM142 96H143V95H142ZM142 96H141V98H142ZM148 96H149V95H148ZM148 96H146V97H148ZM159 96H160V94H159ZM183 96H185V97L187 98V100H186L185 98H183ZM203 96H202V97H203ZM72 97H71L70 99H72ZM75 97L78 98V95L75 96ZM112 97H113V96H112ZM115 97H114V98H115ZM122 97H123V96H122ZM149 97L151 98V96H149ZM177 97H176V98H177ZM205 97H206V95H205ZM205 97H203V98L206 99V100H204V99L202 98L203 103H204V102H205V103H204L203 105H202V103H201V108H203V106L205 107V104L207 105L206 102H208V101H211V102H212V99H213V98H212V95H211V96H210V95L207 96V98H205ZM89 98H90V99H89ZM128 98H126V100H127ZM136 98H137V99H136ZM138 98H139V99H138ZM150 98H149V99H150ZM196 98H197V99H196ZM64 99H65V98H64ZM66 99H65V100H66ZM74 99H75V98H74ZM88 99H89V100H88ZM91 99H92V100H91ZM121 99H122V98H121ZM123 99H125V98L123 97ZM145 99H146V98H145ZM145 99H144V101H146ZM153 99H155V98H153ZM207 99H208V100H207ZM76 100H77V99H76ZM86 100H87L88 103L86 102ZM126 100H125V101H126ZM140 100H143V99H140ZM159 100H158V101H159ZM163 100H164V102H163ZM188 100H189V101H188ZM197 100H198V101H197ZM73 101H74V100H73ZM93 101H94L95 104L92 103ZM144 101H143V102H144ZM147 101H148V100H147ZM151 101H152V102H150V101H148V102H149V103H155V104L158 103V101H156V100H155L156 102H155L154 100H151ZM153 101H154V102H153ZM179 101H180V100H179ZM179 101H178V100L176 101V99H175V101L173 100V102H174L175 104H174V103H172V104L169 103V104H170L169 109H167L169 104H165V105H167V108H166V106H163V107L166 108V109H165V108H164V109H165L167 112H169L170 109H173L172 106H174V105H176V106H174V108H175V109L177 108V110H178V108H179L180 111H182V110H183L184 112H187L186 110H189V111H190L189 108L186 109L185 107H182V105H181V107H180V106L178 107L179 104H178L177 102H179ZM183 101H180V102H183ZM187 101H188V102H187ZM120 102H123V101L121 100ZM128 102L131 104L130 100H129ZM192 102H193V103H192ZM199 102H202V101L200 100ZM91 103H92V104H91ZM107 103H109V104L112 103V104H111V107H110V105L107 104ZM114 103H115V104H114ZM136 103H137V102H136ZM167 103H168V102H167ZM187 103H188V104L190 103L191 106L188 105ZM104 104H105V105H104ZM155 104H152V105L157 106L156 109H157L158 112H159V109L161 110V112L158 114V115H160V116H158V118L162 120V119L164 118V116L162 115V114H163L162 112H163L164 109L159 108L158 104H156V105H155ZM88 105H89V106H88ZM114 105H115V106H114ZM132 105H133V102H132ZM138 105H139V103H138ZM138 105H136V106H138ZM105 106H106V107L109 106V107H107V108H109V109H110V108L112 109L113 106H114V110H115V111H116L118 108H120V110H117V111H116V112H117L116 114H115L114 112L111 113V112L113 111V109H112V111H111V110H107V109H106L107 111H105V109H103V108H106ZM140 106H141V105H140ZM193 106H194V107L197 106V107H198V108L196 107L197 110L200 108L199 105H196V106H195V105L193 104ZM208 106H209V103H208ZM208 106H207V107H208ZM70 107H72V106H70ZM89 107H90V108H89ZM99 107H101L102 111H104L103 113L108 112V114H106V115L109 116V113H111V116L109 117L110 119L108 118V116L106 117V119L108 118L107 120L104 119V115H105V114H101L102 111L100 110ZM102 107H103V108H102ZM115 107H116V108H115ZM129 107H130V106H129ZM131 107H132V106H131ZM144 107H146L145 109H146V111H147V110H148V109H147V106H144ZM144 107H143V108L140 107L142 111L145 110ZM194 107H193V108H194ZM98 108H99V110H98ZM137 108H139V106H138ZM137 108H136V109H137ZM150 108H151V107H150ZM181 108H182V109H181ZM201 108H200V110H201ZM208 108H209V107H208ZM127 109H128V108H126L125 111H126ZM132 109H134V108L132 107ZM132 109H131V110H132ZM154 109H155V108H153L152 110H154ZM204 109H205V108H204ZM94 110H95L96 112L100 111V112H98L97 114H93V116L95 115L96 118H94V117L92 116V114L89 115L92 111H93L92 113H95ZM97 110H98V111H97ZM129 110H130V109H129ZM131 110H130V112H131ZM138 110L140 111V109H138ZM138 110H137V112H138L139 114H141V115H140L141 117H142V115L145 117V115L148 116V114H152V113H150L151 111L148 110L149 112H148V111H147V112L144 111V112H146V114L144 113V114H145V115H144L142 111H141V113H140ZM195 110H196V109H195ZM195 110L193 109V112H191V113H184L183 111H182V112L179 111V112H180L179 114H182V113L185 114V116H184V114H182V115H181L182 118H181V117L178 116V115H179V114H178V111L176 112V110L173 109V110H172V114H173V112H175L174 114L177 113L176 115L178 116V119L181 118V119H180L181 121L177 119V121H178V122L180 121V123H177V121L174 122V121L176 120V117H177L176 115L174 116L175 119L172 118V120L174 119L172 122H174L175 125H176V127H178V128L174 127V124H173L172 122H171L170 124L173 125V128H170V126H172V125L168 126L169 124H167V125L163 124V125H162V129H163V131H164L165 133H166V131H167V133L165 134V133L162 131V134H161V131H160V130H161V128H160L161 125L159 124V125H160V126H159V128H160L159 131H160V132H159L158 130L156 131L157 135L155 136V138H154V137L152 138V136L156 134V133H155V130H154V127H155V126H153V131H154V132H151V131H152V128H150V127H149L150 125H148L149 122H151V121L153 122V120L151 119L152 117L150 118V120L148 121V123H147L146 120L149 119V118H146V119H145L144 117H142V118H144V120L146 121V123H145V121L143 122V121L141 120L142 118L140 119V118H139L140 116H138L139 120H140L141 122H143V123L141 124V126H142L143 124H145V126H146V127H143L144 129H143V128H141V129H143L144 131H148L149 129H151L150 131H148V132H151L150 134H148V135L150 136V138L147 137V135H144L143 133H145V132H143L141 129H140L141 132H136L135 134L132 133V132H131L132 130L135 131L134 127H133V129H131V130L129 129L130 134H129V133H127V134L125 133L126 130H128V128H126L125 125H124V127H125L126 130H125V131H120V129L124 130V128H122V127H123V124H122V127H121V125H119L120 128H118V129H119L118 132H121V133L124 132L125 135H126V136H125L126 138L128 137V135H131V137H128L129 139L133 137L132 134H133V135H141V136H138L139 138L145 136L147 140L145 139V137H144V140H143V138H142V140H141V139H138V141H139V140L141 141V147H139V144H140V141H139L138 148H145V149H146V147H148V145H150V143H152V144L155 143L156 147L159 148L157 152H158V153L161 152L160 155H162V154H163V155H167V156L178 155L177 153H174V152H173L174 154L171 153V151H170V153H169L170 148L173 149V146H174L173 143H176V142H181V143H183V144H180L181 146H180V145H178V146H179V147H183V146H185L184 148H186L187 145H189V144L186 145V143H192V144L194 143V148L198 150V148L201 147L200 150H199V151H201V149H203V146H204V147L206 146V147L208 148L207 144H206V145H202V144L198 145V144H196V142H198V141H202V140H205V139L210 140L211 137H212V139H211L212 141H213L214 137H215L214 141H215V140H218V139H216V138H219V135H218V133H217L218 129H216V126L218 125V122H217V120H215L216 122L214 123V121L211 120V123L213 122V124H210V125H212V127H214V126L216 125V123H217V125L213 128V129H215V130L210 129V128L208 127L207 123H203V124H202L203 120H208V121H209V118H210V117H209V113H210V112L207 113V110H209V109H206V110H205L207 114H206V113L203 114V111H204V110L201 111V115L203 116V115L206 114L205 118H207V119H204V117L202 118L201 115H200V116H201V117H200V116L198 115L197 110H196V111H195ZM109 111H111V112H109ZM132 111H133V110H132ZM154 111H155V110H154ZM154 111H152V112H154ZM157 111H156V112H157ZM194 111H195V112H194ZM67 112H69V111H67ZM70 112L72 113V111H70ZM121 112H122V111H121ZM133 112H134V111H133ZM135 112H136V111H135ZM156 112H154L153 114L155 115ZM196 112H197V114L193 115V114L196 113ZM199 112H200V111H199ZM99 113H100L102 116H99V115H100ZM125 113H126V112H125ZM127 113H128V111H127ZM127 113H126V114H127ZM131 113H132V112H131ZM138 113H137V114H138ZM147 113H148V114H147ZM164 113H165V114H164V115H165V119H164V120L166 121V119H167L166 117L168 116V114H167L166 112H164ZM98 114H99V115H98ZM113 114H114V115H113ZM122 114H123V113H121V115H122ZM137 114H136V113H133V116H134V115L136 116ZM139 114H138V115H139ZM170 114H171V111L169 112V116H168V117H171V116L173 117L174 114H173V115L171 114V116H170ZM87 115H89L90 117H88ZM97 115L99 116L98 118H97ZM128 115H129V114H128ZM154 115H152V116H153V119L156 118V117L154 118ZM161 115L163 116V118H160ZM187 115H188V116H187ZM196 115L199 116L198 118H202V120H201V119L198 120V118L196 117ZM80 116H82V118H83V116H86V117H84V120L86 119L85 121H87V122L85 123V121L82 120V119H80V120H76V119H79ZM130 116H131V115H129V117H130ZM135 116H134L133 118H129V117H128L129 120L126 119V120H127V124L129 123V121H131V124H132V122H135V120H134V118H136ZM192 116H195V118H196L195 122L199 123V125L201 126L200 129H199V126H198L197 124H194V122H192V120L190 119L191 122H192V123H191L192 126H190L189 128H190V129L192 128V131H191V132H193V134H192L191 132L189 133L190 129L187 128L189 125H191V124H189L190 120L187 119V118H185V117H189V118H191ZM207 116H208V117H207ZM101 117H102V118H101ZM117 117H118V115H117ZM117 117H114V120H115V118H117ZM121 117H122V116H121ZM124 117H125V114H124ZM126 117H127V116H126ZM131 117H132V116H131ZM80 118H81V117H80ZM87 118H89V120H88ZM99 118H100L102 121H100ZM183 118H184V119H183ZM195 118H194V119H195ZM96 119H97V120H96ZM117 119H118V118H117ZM119 119H120V117H119ZM132 119H133V121H132ZM136 119H137V118H136ZM182 119H183V121H182ZM192 119H193V118H192ZM75 120L78 121L79 123H76ZM81 120H82V121H81ZM93 120H96V121H93ZM103 120L106 122V123L104 122L105 124L103 123ZM137 120H138V119H137ZM137 120H136V121H137ZM164 120H163V121H164ZM200 120H201L202 122H201ZM107 121H108V122H107ZM110 121H111V120H110ZM121 121H122V120H121ZM155 121H158V120L155 119ZM165 121H164V122H165ZM167 121L170 122L171 119H170V121H169V119H168ZM186 121H187V122L189 121L187 127H186V124H185ZM82 122H84V124H83ZM117 122H118V121H117ZM123 122H125V120L122 121V123H123ZM164 122L161 121V123H164ZM168 122H167V123H168ZM81 123H82V124H81ZM109 123H110V122H109ZM112 123H113V122H112ZM136 123H138V124H137V127H138V126L140 125V124H139V121L136 122ZM136 123H135V124H136ZM158 123H160V121H159ZM158 123L155 122L156 125H158ZM183 123H184V125H185V128L189 130L187 133H186L187 130H186L184 127L181 126V127L179 128V125H183ZM200 123H201V124H200ZM127 124H126V125H127ZM133 124H134V123H133ZM135 124H134V126H136ZM153 124H154V123H152V125H153ZM155 124H154V125H155ZM178 124H179V125H178ZM108 125L110 126V124H108ZM114 125H115V123H114ZM114 125H113V126H114ZM129 125H130V124H129ZM129 125H128V126H129ZM147 125H148V126H147ZM152 125H151V127H152ZM164 125H165V127H164ZM184 125H183V126H184ZM193 125H194V127H193ZM196 125H197V126H196ZM213 125H214V126H213ZM93 126H95V124H94ZM99 126H101V125H96V126H95V129H96V130H94V127H93V131H94V132L97 131V129H99V128H97V127H99ZM132 126H133V125H132ZM132 126H131V127H132ZM166 126H168V127H166ZM79 127H78V128H79ZM105 127H102V129L105 128ZM206 127H207V128H206ZM78 128H77V130L79 131ZM91 128H92V127H91ZM111 128L113 129L114 127H111ZM129 128H130V127H129ZM135 128H136V127H135ZM139 128H140V127H139ZM146 128H148V129L145 130ZM183 128H184V130H186V131H183ZM195 128H196V129H195ZM202 128H203V130H202ZM106 129H108V128L106 127ZM109 129H110V128H109ZM116 129H117V128H116ZM116 129H115V130H116ZM136 129H138V128H136ZM157 129H158V126H157ZM173 129H174V130H173ZM176 129H178L179 132H178V130L176 131ZM181 129H182V130H181ZM206 129H207V130H206ZM66 130H67V129H66ZM86 130H85V132H87ZM90 130H91V129H90ZM90 130H89V132H87V133H85V132L83 133L82 131H80V132H82V133H80V134L83 135V136H86V135H87V137H88V136H90V135L93 134V132L90 131ZM100 130H101V127H100ZM103 130H104V129H103ZM138 130H139V129H138ZM67 131H68V130H67ZM67 131H66V134H65V131H63V132H64V133H63L64 135H63L62 133H59V136H58V141H59V143L64 144V145L68 143V141H69L70 138H71V137L69 138L68 136H69V135L71 136L72 134H70L69 131H68V132H67ZM78 131H77V132H78ZM109 131H110V130H109ZM109 131H108V133H109L108 135H107V132H106L107 137H106V136H103V137L108 138V136L110 135V132H109ZM113 131H114V130H113ZM129 131H128V132H129ZM136 131H137V130H136ZM169 131H171V132H169ZM197 131H199L198 133H199L200 135L197 133ZM90 132H91V133H90ZM142 132H143V133H142ZM158 132H159V134H158ZM183 132H184V133H183ZM200 132H201V133H200ZM203 132H204V133H203ZM205 132H207V133H205ZM211 132H212L213 134H212ZM215 132H216V134H215ZM68 133H69V135H68ZM96 133H98V132H96ZM104 133H105V132H104ZM111 133H113V132H111ZM114 133H115V132H114ZM141 133H142V134H141ZM154 133H155V134H154ZM172 133H173V134H172ZM179 133H181V134H179ZM185 133H186V134H185ZM209 133H210V134H209ZM88 134H90V135H88ZM100 134H101V131H100ZM146 134H147V133H146ZM152 134H153V135H152ZM160 134H161V136H163V135L166 136V135H167V137H166V138L161 137ZM187 134H188L191 138H189V136H187ZM191 134L193 135V137H192ZM194 134H195V135H194ZM206 134L209 135V136H207ZM61 135H62V136H61ZM65 135H66V136L68 135V136H67L68 141H66L67 139L63 140V139H64L63 137H65ZM102 135H104V134H102ZM102 135H101V137H99L100 139L96 136V137L98 138L99 142H100L101 139H102L101 141H103V137H102ZM142 135H144V136H142ZM173 135H174L176 138H175V137H172ZM205 135H206V136H205ZM216 135H217V136H216ZM92 136H93V135H92ZM92 136H91V140H92L93 138L96 139L95 137L92 138ZM114 136H115V135H114ZM177 136H178V137H177ZM183 136H187V137H184V139H183ZM210 136H211V137H210ZM112 137H113V136H112ZM115 137H116V136H115ZM118 137H119V136H118ZM118 137H116V138L118 139ZM120 137H121V136H120ZM135 137H136V139H135V140L132 139L131 142H133V141L136 142V140H137V136H135ZM197 137H198V138H197ZM65 138H66V137H65ZM88 138H89V137H88ZM109 138H110V136H109ZM122 138H124V136H123ZM122 138H121V139H122ZM126 138H125V139H126ZM128 138L126 139V141L128 140ZM151 138H152L153 140H152ZM169 138H171V139H172V138H173V139H176V141H175V140H172V142H171V140H170ZM181 138H182V139H181ZM113 139L116 141V143H117L118 140H120V139L117 140V139H115V138H113ZM155 139H156V141H154ZM159 139H160V140H159ZM188 139H189L190 141H189ZM197 139H198V140H197ZM96 140H97V139H96ZM96 140H95V141H96ZM105 140H106V139H105ZM110 140H111V141H110ZM110 140H109V141H110L111 144H112V139L110 138ZM114 140H113V141H114ZM145 140H146V141H145ZM158 140H159V141H158ZM165 140H166V141H165ZM168 140H169V141H168ZM177 140H178V141H177ZM191 140H192V141L194 140V141L191 142ZM211 140H210V141H211ZM95 141H94V142H95ZM123 141H124V139H123ZM129 141H130V140H129ZM129 141H127L126 144H128ZM138 141H137V142H138ZM107 142H108V141H107ZM118 142H120V141H118ZM159 142H160V143H159ZM161 142H162V143H161ZM166 142H167V143H166ZM100 143H101V142H100ZM100 143H99V144H100ZM113 143H114V142H113ZM129 143H130V142H129ZM158 143H159V146H158ZM163 143H164V145H163ZM171 143H172V144H171ZM99 144H98L97 146H100ZM107 144H108V143H107ZM117 144H118V146H120V147L123 146V145H119V143H117ZM134 144H136V143H134ZM161 144H162V147H161ZM166 144H168L167 147H166ZM192 144H191L190 146H188V147H193ZM195 144H196L197 146H196ZM128 145H130V144H128ZM172 145H173V146H172ZM106 146H108V145H106ZM110 146H111V145H110ZM112 147H113V146H112ZM125 147H126V146H125ZM125 147H124V148H125ZM130 147H133V146H130ZM152 147H153V145H152V146H151V145L149 146V148H152ZM160 147L162 148V151H161V148H160ZM114 148H115V147H114ZM128 149H129V148H128ZM135 149H136V148H135ZM163 149H164L166 152H165ZM205 149H206V148H205ZM205 149H204V150H205ZM144 151H145V154H146L147 151H146V150H144ZM149 151H150V150H149ZM167 151H168V152H167ZM202 151H203V150H202ZM202 151H201V154H199V153H195V154L202 155V153H203ZM125 152H126V153L128 152L127 154L130 155L128 150L125 151ZM125 152L122 151V152H120V154L122 155V154H124ZM130 152H131V151H130ZM135 152H136V151H135ZM163 152H165V153H163ZM115 153H116V154H115ZM132 153H133V152H132ZM132 153H131V155H132ZM142 153H143V152H142ZM147 153L149 154V152H147ZM90 154H91V153H90ZM92 154H94V155H108V152H103V153H102V152H97V153H92ZM109 154L111 155V152H110ZM112 154H113V155H114V154H115V155H118L119 152H117V151H116V152L113 151ZM120 154H119V155H120ZM127 154H124V155H127ZM133 154H134V153H133ZM135 154H136V153H135ZM143 154H144V153H143ZM151 154L155 155V152H152ZM179 154H182V153H179ZM204 154H205V153H204ZM137 155H139V151L137 152ZM137 155H133V156H137ZM140 155H141V153H140ZM156 155H157V154H156ZM158 156H159V155H158Z\"/></svg>","mask_w":264,"mask_h":264}]
</instances>
